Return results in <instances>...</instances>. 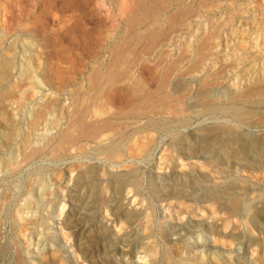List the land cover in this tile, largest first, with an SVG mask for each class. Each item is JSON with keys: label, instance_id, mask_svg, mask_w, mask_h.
Wrapping results in <instances>:
<instances>
[{"label": "rangeland", "instance_id": "1", "mask_svg": "<svg viewBox=\"0 0 264 264\" xmlns=\"http://www.w3.org/2000/svg\"><path fill=\"white\" fill-rule=\"evenodd\" d=\"M177 1H179V0H173V1L172 0H170V1L169 0H162V1L157 2L155 4L156 5L155 10L158 6H161V7H158L157 8L158 10H156V11L153 9L154 6L151 9L158 13L159 17L157 16V18H160V20L155 19V21H157L158 23H156L153 19L147 18L148 20L143 21L142 25H140V23H139V25H137L138 24L137 23L136 24L137 26H135V23H132V21H131V17H133L134 12L136 11V5H134L136 0H0V264H41V263L42 264H45V263L49 264V262H50V264H52L53 261H54L53 264H61V262H62V264H83V263L84 264L85 263L86 264L87 263L88 264H151V263L152 264L153 263L154 264H175V263L176 264H250V263L251 264H262L263 263L264 264V260H263V258H264V255H263L264 254V252H263L264 251V244H263L264 243V235H263L264 234V230H263V228H264V212H262V211H264V209H263L264 208V172H263L264 171V164H263L264 163V160H263L264 159V156H263L264 155V142H262V141H264V138H263L264 137V134H263L264 133V128H263L264 122H262V121H264V93L256 90L257 88H260L261 86L264 85L263 84L264 83V0H202V1L201 0H180L179 2H177ZM181 2H182V5H181ZM201 2L203 3V7L201 6L202 4H200ZM178 3H180L181 11H182V8L184 6H185L184 7L185 9H183V11H182L184 13L182 14V12H180L179 16L177 17L176 13L180 11V10L178 11V8H176V7H179ZM151 4H153V2ZM163 4L165 6H167V5L168 6L163 7ZM169 5H171V7H169ZM186 5L189 7V10L193 9V11L187 10L188 7ZM180 7H179V9H180ZM194 8L196 9V12H195ZM159 9H161V10H159ZM175 9H177V10H175ZM132 12H133V15H132ZM188 12L189 13L193 12L192 14L190 13L193 16L189 15V19L191 21L189 19H186V18H188L187 17L189 14ZM128 13H129V15H127ZM165 13H167V14L165 15ZM172 14L174 16L169 17ZM180 14H182V15L187 14V16L185 15V20L183 19V21H182V18H184V16L182 17V15L180 16ZM196 15H198V17ZM125 17H127V18H125ZM164 17H165V20H163ZM168 18H172V21ZM173 18L178 19V21H180V23H178V21H176V19H175V23H173V21H174ZM127 20H129V22ZM152 21L154 23H150ZM189 23H191V24L187 25ZM220 23H222V24H220ZM223 23H224V25H223ZM128 24H129V26L132 25L135 27L131 30L132 26L130 28L128 26ZM166 24H170L171 26L173 24L175 26L177 24H179L181 26L177 25L176 27H174V25H173L172 26L173 28L172 27L170 28V31H172L170 33V31L168 30L170 25L166 26ZM162 25H163V27H162ZM182 25H183V27H182ZM212 25H213V27H212ZM215 25H216V28H215ZM221 25H223V26H221ZM148 26L150 27L149 30H147L149 28ZM164 26H165V29H164ZM124 27L126 29H127V27H129L128 28L129 32ZM176 28H178V29L175 30ZM209 28L212 32L211 31L207 32L209 30ZM136 29H138L142 33H140ZM143 29L145 31H143ZM214 29L215 30L218 29V31L216 32ZM221 29H222V31H221ZM124 30H126V33L123 32ZM150 31H151V33H150ZM153 31H154V34H159V35L162 34V35H161L160 41H158V42L155 41L154 42L155 44L150 46L149 45L150 43L148 41L152 40V38H151V40L149 38H150L151 34H153ZM158 31H159V33H158ZM173 31H175V32H173ZM122 32L125 33L126 35H124ZM148 32L150 35L148 34ZM131 33H132V35H131ZM205 33H207V37L211 36L212 38L211 37L206 38ZM212 33L213 34L215 33V35H212ZM208 34H209V36H208ZM218 34H220V35L217 36ZM120 35H124V36L119 37ZM202 35L204 37V40L202 39L203 38ZM174 36H175L176 42H175ZM176 36H177V38H176ZM181 36H183V37H181ZM110 37H112V38H110ZM113 37L114 38L116 37L115 39L121 38V39H119L121 42L118 39H117V42L119 41L118 43L114 42L116 40ZM197 37L198 38L200 37V42L197 39ZM129 38L130 39L133 38V39L129 40ZM137 39H138V41H137ZM145 39L146 40L148 39V40L146 41ZM161 39H164V41ZM171 39L173 41H171ZM187 39H188V42H187ZM126 40L129 42V45H128ZM108 41H110V42H108ZM179 41H180V43H179ZM183 41L187 44L184 45ZM172 42H174V43H172ZM113 43H116V44L114 45ZM124 43H127V44H125L123 46ZM131 43H132V46L134 45V48L136 47L135 49L131 46ZM156 43H158V44H156ZM203 43H205L206 45L204 44V47H200L201 45H203ZM196 44H198V46H196ZM116 45L118 46L117 48H116ZM146 45L150 49L149 52H148ZM156 45H160L161 47L156 46ZM170 45L172 47H170ZM207 45H210L212 48L210 46H207ZM129 46L132 47L135 51L134 50L132 51ZM144 46H145V48H144ZM182 46L184 48L186 47L187 49L185 48L183 50ZM187 46L188 47L191 46V47L188 48ZM122 47H124V49H122ZM105 48H109V50L105 49ZM137 48H139V50H136ZM167 48H169V49H167ZM195 48L199 49V51L196 50ZM201 48H203L202 49L203 52H201L202 51ZM126 49H128V50H126ZM140 49H142V50H140ZM144 49H146L147 53ZM211 49H213V51ZM125 50L128 51V53ZM152 50H153V52L151 53ZM163 50L164 51L166 50V51L164 52ZM206 50H208V51H206ZM110 51H114V53L112 52V54H111ZM120 51H121V53H118ZM143 51H145L144 52L145 54H148V57H147V55L143 56L144 55ZM169 51H170V53H169ZM193 51H194V53H193ZM197 51L200 52L199 54L203 55L202 56L203 58L199 57L200 55L198 56ZM125 52H126V54H125ZM139 52H141V53H139ZM160 52L162 53L161 55H159ZM180 52L182 54L185 52L184 53L185 55L184 54L182 55ZM190 52L193 54H191ZM102 53H104L105 55ZM106 53H108V55ZM117 53H118V55L119 54L120 55H119V57L116 56L117 59L115 57V59H116L115 60L112 56H115ZM165 53H168V54H165ZM175 53H176V55L178 54V55H182V56L181 57L178 55L176 56ZM194 54L198 58L194 57ZM249 54L252 56H249ZM123 55L127 60L123 57ZM138 55H140V56H138ZM213 55H215V56H213ZM135 56H136V61L134 60ZM164 56L168 57V59L167 58L165 59ZM105 57L109 58V59H107L108 62L105 59ZM120 57L123 60H119V59H121ZM139 57L140 58L144 57L145 59L144 58L140 59ZM149 57L152 58L153 61ZM161 57H163V58H161ZM176 58H179V60L177 59L178 62L174 63V61H176L175 60ZM181 58L183 60H181ZM191 58H193V59L191 60ZM208 58H209V60H208ZM138 59H139V62L137 61ZM200 59H201V61H198ZM99 60H100V62L97 63ZM143 60L146 62H144ZM166 60L169 61V63ZM172 60H174V61H172ZM194 60H195V63L197 61L196 64L194 63ZM133 61L136 63L138 62V64L134 63ZM161 61H163V63H161ZM114 62H115V64H118L117 68L120 64H123V62H124L123 65L119 66V67H122V68H120L119 72L121 71L120 74L123 76V80H120V81H114L113 80V82H112V81H110L109 76H107V73L105 74V72H108L107 68H109ZM142 62H144V64ZM151 62L153 63V65L151 64ZM157 62H158V64H155ZM93 63H94V66H93ZM95 63L97 66L95 65ZM170 63H172L171 66L173 68L170 67ZM193 63L195 65L198 64L197 65L198 67L195 66ZM200 63H201V65H200ZM237 63L238 64L241 63V64L237 65ZM131 64H132V66H131ZM141 64H143V65H141ZM164 64L166 65L167 68L170 67L169 68L170 70L169 69L166 70V67ZM168 64H169V66H167ZM183 64H184V66H183ZM192 64L195 66L194 68H192V66H193ZM233 64H236V65H233ZM137 65L139 68L137 67ZM139 65L141 66V69H140ZM176 65L179 69L176 67ZM188 65H190V68L192 71H190V68L189 69L187 68ZM226 65H228L227 69H226ZM231 65H232V67H231ZM129 66L131 67V69ZM160 66H162L164 69ZM182 66L184 68H187V69H185V71H184ZM148 67L155 68V69H151ZM180 67H182V68H180ZM126 68H128V70ZM201 68H203V69H201ZM146 69L148 71H151V72L153 71L152 74H151V72H148ZM221 69H225V71L222 70L223 71L222 72ZM129 70H130V72H129ZM164 70L167 73H169V72H171V73L167 74V73H165ZM172 70L173 71L175 70V71L173 72ZM181 70H182L183 74H182ZM133 71H134L135 75H133ZM154 71L156 72V74H154L155 73ZM162 71H164V73ZM87 72H88V74H87ZM187 72H189L190 74ZM126 73H127V75H126ZM212 73H215V74H212ZM218 73H220L221 77L218 76L219 75ZM94 74L100 78L99 79L101 81V82L99 81L100 83L98 82V84H97L96 81H94V78H95ZM149 74L153 78H151V76ZM163 74L165 76H162ZM153 75H156V76H153ZM179 75H181V76H179ZM205 75H207V76H205ZM87 76L89 79L87 78ZM90 76L91 77L93 76V77L90 78ZM129 76H131L132 78ZM167 76L169 78L167 79V82H166ZM177 76H179V77H177ZM143 77H144L145 81L142 79ZM191 77H193V78L191 79ZM194 77H196V78H194ZM206 77H208V78H206ZM49 78H50V80H49ZM185 78H187V79L184 80ZM218 78H219V80H218ZM92 79H93L94 83H93ZM157 79H159V80H157ZM71 80H72V82H71ZM106 80H109V81H106ZM124 80H126V81H124ZM164 80L166 83H169L170 85L164 84V82L162 83V81H164ZM211 80L215 81V83L214 82L212 83ZM103 81L106 85L103 83ZM137 81H139V82H137ZM218 81L220 84H218ZM115 82L117 85L114 84ZM129 82H131V84L134 82L132 85H134V84L138 85V83L140 84L139 88L142 91L141 96L135 95L132 92L131 87H130L132 85ZM147 82H148V84H147ZM155 82H157V83H155ZM189 82H191V84ZM22 83H23V85H22ZM112 83L114 84L113 86H112ZM150 83H151V85H150ZM200 83H202V85ZM159 84L160 85L161 84L166 85V86H164L165 89H163L162 91H159L160 96L162 95V97H166V96L170 95L171 98L177 97L176 99L169 100L167 102V103H169V105L166 103L167 106L165 105L163 108H160L162 106H160V104H158V103L157 104L154 103L155 104L154 105L152 102V101H154V99L151 98L152 99L151 100V99L147 98V96L149 95V92L151 94V91L156 90V88H158ZM179 84H181V85H179ZM189 84H190V87H188ZM199 84L201 86H199ZM203 84L207 87H205ZM209 84H211V85H209ZM256 84H258V85L260 84V87L258 85H257L258 86L257 87ZM261 84H263V85H261ZM8 85H12L13 87L8 86ZM14 85L17 87L15 88ZM46 85L48 87H46ZM78 85H79V87H78ZM103 85H104V87H103ZM248 85L250 87H253L255 85L256 87L254 86L252 88V91L251 90L249 91ZM18 86H20V87H18ZM22 86H23V88H22ZM85 86H86V88H85ZM92 86L94 87V89ZM100 86H102V87H100ZM247 86H248V88H246V89L248 91H246V89H245V87H247ZM10 87H11V90H10ZM32 87H34L35 90L30 89ZM153 87H154V89H153ZM200 87H202V88H200ZM19 88L23 91L19 90ZM78 88H80V89H78ZM82 88H83V91L85 93H83V91L81 92ZM147 88H149V89H147ZM198 88H200L202 90V93H203V90L205 89L204 93L202 94L201 90ZM46 89H48L49 91H52V93L48 92V90H46ZM99 89H100V91H99ZM189 89H191L190 92H189ZM197 89H198V91H197ZM244 89H245V91H244ZM68 90H70V91H68ZM146 90H147V92H146ZM149 90H151V91H149ZM167 90H170V91H168V93H167ZM183 90H184V92H183ZM76 91H78V92H76ZM97 91H99V94L97 93ZM232 91H233V93H230ZM243 91L245 94L243 93ZM25 92L26 93L28 92L27 96H26ZM60 92L62 94H60ZM234 92H235V94H234ZM8 93H10V95H7ZM21 93H23V94H21ZM30 93H32V94L30 95ZM45 93H47V95ZM53 93H55L56 96ZM79 93L81 96H79ZM96 93H97V95H96ZM117 93L119 96L115 95ZM185 93H187V95H185ZM190 93L192 96L190 95ZM228 93H229V96H228ZM88 94H91V95H88ZM164 94L166 96H164ZM241 94L242 95L244 94V96H242ZM28 95H29V97H28ZM61 95H62V98H61ZM179 95H181L180 96L181 98L179 97ZM182 95H185L184 99H183ZM213 95H214V97H213ZM11 96H14V97H13V99L11 98V100H10V98H8V97H11ZM24 96H25V99H24ZM37 96H39V97H37ZM73 96H75V98ZM129 96L131 97L130 99H132V102L129 99ZM193 96H197V97H193ZM261 96H262V98H261ZM48 97H49V99H48ZM52 97H54V98H52ZM58 97H60V98H58ZM94 97L96 98V99H94L96 101L93 100ZM122 97H124V98H122ZM133 97H134V99H133ZM158 97L159 96H156V101H157V99L158 100L160 99ZM185 97H186V99H185ZM188 97H189L190 101H189ZM246 97L249 99H246ZM253 97H255V99ZM71 98H73V99H71ZM106 98L110 99V101L107 100ZM117 98H119V99H117ZM244 98L246 101L244 100ZM250 98H252V99L250 100ZM65 99H66V101H65ZM86 99H89V101ZM143 99L144 100L146 99V100L144 101ZM238 99H240V100H238ZM14 100H16L15 101L16 103H14ZM21 100H23L22 101L23 103L21 102ZM36 100H38V101H36ZM78 100L79 101L81 100V102H83V103L79 102ZM82 100H84V101H82ZM196 100H198V101H196ZM247 100L249 103L247 102ZM256 100H258V101L256 102ZM260 100H263V101H260ZM85 101H88V102H85ZM112 101L115 105L112 103ZM143 101L146 102L147 104L144 103ZM183 101H185V102H183ZM214 101H215V103H213ZM242 101H245V102L241 103ZM250 101L252 103H250ZM19 102H21V103H19ZM28 102H29V104H28ZM56 102H58V104ZM103 102L106 103L108 106L105 105V107H104V104H102ZM134 102L136 103V105H134V104L132 105V103H134ZM149 102H151V103H149ZM191 103H193V104H191ZM194 103L196 105H194ZM218 103L221 105V107H220V105H218ZM221 103H224V104H221ZM227 103L230 104V108L227 107V105L229 106V104H227ZM259 103H261V104H259ZM79 104L81 105L80 110L77 109L79 107ZM111 104H113V108H112ZM130 104L132 106L129 107L128 105H130ZM189 104H191V105H189ZM216 104L218 106H216ZM238 104H240V105H238ZM248 104H249V106H248ZM250 104L252 107L250 106ZM9 105H10V107H9ZM57 105L59 107H57ZM170 105H172V107L174 106L173 108L175 110H177L176 114H173L175 111L173 110V108ZM177 105H180V106H177ZM181 105H183L184 107L183 106L181 107ZM47 106H48V109H47ZM88 106H89V109L87 108ZM91 106L95 109L92 110L93 108ZM123 106H125V107H123ZM201 106L203 107V109H201L202 108ZM83 107H84V109L85 108L86 109L84 110ZM144 107H146V109ZM153 107L155 109H152ZM168 107H169V110L171 108L172 111L171 110L170 111L172 112V114H169V113H171L170 111L166 112V110H168ZM226 107H227V109H226L227 111L225 110ZM129 108H132L130 110H132V111L134 110V111L130 112ZM137 108H139V109L136 110ZM238 108H240L241 110H239ZM253 108L255 110H253ZM9 109H10V111H9ZM76 109L78 110V113H77ZM87 109H88V112H87ZM233 109L239 113L238 116H234L233 114L230 113V110H233ZM126 110H127V113H126ZM139 110H141V112H138ZM144 110H145V112H144ZM43 111H45V112L43 113ZM113 111H114V113H113ZM179 111H182V113ZM48 112L50 114H48ZM84 112L87 113L86 116H84L85 115ZM95 112L97 114L96 115L97 118H99L100 121H99V119H97V120L91 119V117L92 118L94 117ZM124 112H125V116H123ZM156 112H157V114H156ZM177 112H178V114H180V113L181 114L178 115ZM214 112H216V113H214ZM39 113H41V114L39 115ZM69 113H71V114H69ZM129 113H131V114H129ZM192 113H195V114L193 115ZM32 114H33V116H32ZM35 114L37 115L36 117H35ZM61 114H63V115H61ZM74 114H76V115H74ZM80 114H81V116H80ZM82 114H84V115H82ZM88 114L90 117L88 116ZM99 114L103 115L102 118H101V115H99ZM245 114H246L247 118L246 117L241 118L242 116H245ZM46 115H47V117H46ZM112 115H114V116H112ZM225 115L227 116V118ZM42 116H43V118H42ZM69 116H70V118H69ZM82 116L85 117L84 118L85 125H89V126L91 125L90 127L94 126V124H95V126H96V124L100 125V122L101 123L107 122V120L111 123L113 122V124H111L110 127L104 128L101 131H98L97 133L93 134L95 136L94 138H93V135L91 137L86 136L87 138L80 135V134L77 135L78 133H76V132H78V130L76 129L73 132L74 133V139H72L71 141H68L69 144L64 143V145L67 148L66 147L63 148L64 145L60 144L58 142V141L61 142V139H59V138H61V135H62L61 133L64 132L63 130L66 129V127H68L70 125H74V122H76V119H82ZM33 117H35V118H33ZM110 117H112L113 119ZM124 117L125 118L128 117L127 118L128 121H126ZM149 117H151V118H149ZM168 117H169V119H168ZM187 117H189V118H187ZM36 118H37V120H36ZM120 118H122V120ZM178 118H179V120H178ZM239 118H240V120H239ZM254 118L256 119V121ZM88 119H89V121H88ZM118 119H119V121H118ZM132 119H134V120H132ZM144 119H146L145 122H143ZM250 119H252V120H250ZM257 119H259V120H257ZM155 120H156V122H155ZM243 120L245 122L247 120L251 121V123H249L248 121H247L248 123L247 122L245 123ZM28 121H31L32 124H31V122H28ZM96 121H98V122L95 123ZM257 121H259V122H257ZM65 122H67V123H65ZM122 122H123V124H122ZM29 123H30V125H29ZM130 123L133 125H131ZM142 123L144 125H141ZM179 123H180V125H179ZM25 124H26V126H25ZM189 124H191V125H189ZM247 124H248V126H247ZM33 125H34V127H32ZM134 125L136 127H134ZM184 125H186V127ZM253 125H255V126H253ZM173 126H174V128H173ZM229 126L231 129L229 128ZM237 126L239 129L237 128ZM126 127H127V129H126ZM218 127L222 128V129H220ZM260 127H262V128H260ZM212 128H215V130H213ZM227 128H228V130H227ZM234 128H235V130H234ZM236 128H237V130H236ZM21 129H23V130H21ZM150 129H151V131H150ZM197 129H198V131H197ZM240 129H241V131H240ZM59 130H60V133H59ZM192 130H193V132H192ZM148 131H150V132H148ZM205 131L208 133H206ZM107 132H109V134ZM114 132L117 134H115ZM202 132L204 133V135L206 137L203 135ZM211 132H213V133H211ZM258 132L261 134H258ZM17 133L20 134L19 135L20 137L17 135ZM103 133H105V134H103ZM229 133H230V135H229ZM256 133L258 134V137H257ZM114 134L116 136H114ZM121 134H122V136H121ZM99 135H102V136H99ZM105 135L109 136V137H106ZM149 135H150V138H149ZM201 135H202V138H201ZM210 135L213 138L209 137ZM97 136H99V137H97ZM126 136H127V139H126ZM142 136H144L143 137L144 139L142 138ZM224 136H226V137H224ZM119 137H120L121 141H120ZM192 137H194V138H192ZM26 138L30 141H28ZM196 138L199 140H197ZM226 138L227 139L229 138V139L226 140ZM233 138H234V140H233ZM77 139H79V140H77ZM84 139L86 140L85 142H87V143L84 142ZM103 139H105V140H103ZM107 139H108V141H107ZM139 139H141L142 141H140ZM149 139H151V141H149ZM223 139H224V142L222 141ZM16 140H18V141H16ZM23 140L24 141L27 140L28 142L27 141L26 142L28 144L26 142H24ZM96 140H98V143ZM110 140H112L113 142ZM115 140H118V142ZM188 140H189V142H188ZM218 140H220V141H218ZM48 141H49V144H48ZM55 141H57L58 143L56 142L57 144H55ZM109 141H110V143L112 142V144H110ZM119 141L121 143H119ZM123 141H125V142H123ZM128 141H129L130 145H128ZM134 141H135V144H134ZM185 141L188 143H186ZM208 141H211L212 143L211 142L208 143ZM136 142H137V144H136ZM195 142H196V144H195ZM227 142L229 145H227ZM78 143L80 144V147L78 146L79 148H77ZM91 143L94 145H92ZM141 143L143 145L145 143L146 144L143 146ZM198 143H199V145H198ZM215 143L218 145L215 146ZM33 144H35V145H33ZM43 144H44V146H43ZM51 144L52 145L54 144V145L52 146ZM103 144H104V146H103ZM221 144H222V146H221ZM89 145L91 148L89 147ZM110 145H111L112 149H111V147H108ZM150 145H151V147L152 146L153 147L151 148ZM209 145H210V148H209ZM58 146H61V147L63 146V147L61 148ZM19 147H21L20 151H19ZM73 147H75V148H73ZM203 147H204V150H202ZM23 148H24V150H23ZM39 148H42V149H39ZM56 148H57V150H56ZM60 148L62 150H60ZM85 148H86V150H88L91 153V156L86 153L87 151H85ZM102 148H103V150H102ZM107 148H109V149H107ZM162 148H163L164 152L162 151ZM69 149L70 150L72 149V150L69 151ZM77 149H79V150H77ZM95 149H96V151L93 152V150H95ZM193 149H195V150H193ZM206 149H207V151L208 150L209 151L207 152ZM33 150H34V152H33ZM52 150L55 152H53ZM97 150L100 152H98ZM110 150H112V151L110 152ZM196 150L199 153H196ZM43 151H44V153H43ZM19 152H20V154H19ZM71 152L74 154H72ZM140 152H144V155H143V153H140ZM192 152H194V154ZM25 153H27L28 155H31L32 158H34V157L35 158L32 159V161L30 159L31 157L25 159L24 158V156H26ZM53 153H56L55 154L56 156ZM219 153H221V154H219ZM222 153H224V154H222ZM77 154H78V156H77ZM146 154H148V155H146ZM201 154H203V155H201ZM235 154H236V156H234ZM124 155L126 156V158ZM226 155H227V157H226ZM59 156H60L61 160H62V157L64 156L63 157L64 159L61 161L59 159ZM73 156L76 157V159L73 158ZM163 156H165V157H163ZM184 156H186V158ZM257 156H259V157H257ZM103 158H104V160H106V159L107 160L104 161ZM22 159H23V161L26 160V163H24L23 161H22L23 163L20 162ZM125 159H126V162H125ZM162 159H164V160H162ZM179 159H180V161H179ZM15 160H16V162H14ZM56 160H58V161H56ZM172 160H174V161H172ZM186 160H188V161H186ZM195 160L198 163L195 162ZM118 161H120V162H118ZM72 162H73V165H72ZM162 162H163V164H162ZM175 162H177V163H175ZM179 162L181 164H179ZM187 162H188V164H187ZM194 162L197 164V166ZM77 163H79L80 166ZM81 163H84V164H81ZM96 163H97V165H96ZM108 163H109V165H108ZM168 163L170 166L168 165ZM17 164H21V165H17ZM69 164H71L72 166ZM90 164H93V165H90ZM106 164L108 165L109 168L106 167L107 166ZM122 164H124V166ZM82 165H84V166H82ZM85 165H86V167H85ZM184 165L187 167H185ZM260 165H262V166H260ZM20 166H21V168H20ZM12 167H15V168H12ZM18 167L20 169H18ZM76 167H79V171H78V168H76ZM160 167H163L162 170ZM237 167H240V168H237ZM8 168H9V170H8ZM66 168L67 169L69 168L67 172H66V170H67ZM202 168H204V169H202ZM214 168H215V170H214ZM216 168H217V170H216ZM80 169L83 171H81ZM183 169H185V170H183ZM192 169H193V172H192ZM75 170H76V172H74ZM102 170H103V172H102ZM128 170H130V171H128ZM150 170H152V171H150ZM169 170L170 171L173 170V171L170 172ZM197 170H198V172H197ZM242 170H244V171L242 172ZM259 170H260V172H259ZM60 171L62 173H60ZM108 171H109V173H108ZM131 171H133V172H131ZM257 171H258L259 175H258ZM261 171L263 173H261ZM55 172L59 173L60 175L56 174ZM111 172H114V173H111ZM239 172L241 173L240 175L238 174ZM77 173L80 175H77ZM176 173H177V175H176ZM212 173H213V175H212ZM83 174H84V176H83ZM153 174H155V175H153ZM194 174H196V175H194ZM65 175H70V176L67 177ZM106 175H107V177H106ZM126 175H128V176H126ZM254 175H255V177H254ZM75 176H77L76 177L77 183H76ZM114 176H116L117 179ZM177 176L178 177L181 176L180 177L181 179L178 178ZM186 176H187V178H186ZM246 176L247 177L249 176L248 177L249 179ZM60 177H62L63 180H62V178L60 179ZM69 177H71V178H69ZM218 177L221 179H219ZM108 178L109 179L112 178L111 181ZM240 178H242L243 182L241 181ZM69 179H70V181L68 182ZM82 179H83V181H82ZM151 179H153L154 181H152ZM196 179H197V181H196ZM258 179H260L262 182L259 181ZM251 180H253V181H251ZM62 181H64V182H62ZM84 181H87V182H84ZM106 181L108 182V185H107ZM247 181H249V182H247ZM59 182H61V183H59ZM123 182H126V183H123ZM180 182H181V184H180ZM68 183H70L71 185ZM72 183L75 186V187L73 186V188H75V189H72ZM115 183H117V184H115ZM127 183L129 185L132 184L131 187L128 186ZM219 183H221L220 187L221 186L222 187L220 188L218 186L219 188L217 189L216 185H219ZM254 184H256V185H254ZM110 185H112V186H110ZM166 185H167V187H165ZM242 185H244V186H242ZM62 186H63V188H62ZM68 186L70 189L68 188ZM109 186L114 190V192ZM60 188H61V190H60ZM95 189L97 191H95ZM130 189H132L134 192ZM249 189H252V190H249ZM70 191H72V192H70ZM217 191H219V193ZM86 192H87V194H86ZM88 193H90V195ZM227 193H229V194H227ZM132 194L134 197L132 196ZM70 195H71V197H70ZM82 195H83V197H82ZM92 195L93 196L95 195V196L93 197ZM114 195L118 199L116 197H114ZM257 195H259V196H257ZM135 196H137V197H135ZM69 197L73 198V199H70ZM215 197H216V199H215L216 201L214 200ZM240 197H241V199H240ZM127 198H129V200ZM79 199L81 200V203H80ZM90 199H91V204H90ZM126 200H127V202H126ZM137 200H139V201L137 202ZM224 200H226V201L224 202ZM99 201H100V203H99ZM109 201H111V202H109ZM119 201H120V203H119ZM124 201L127 204H125ZM61 202H63V203H61ZM64 202H66V203H64ZM112 202H113V204H111ZM131 202H133L132 205H131ZM211 202H213L214 205ZM215 202H216V204H215ZM79 203H80V205H78ZM94 203H96V205H94ZM66 204H68V205H66ZM81 204H82V206H81ZM184 204L187 207H184ZM91 205L92 206L94 205V206L92 207ZM105 205L109 208H106ZM158 205H160V206H158ZM258 205H260L261 207L259 206L260 208H258ZM62 206H63V208H62ZM67 206L68 207L70 206V207L68 208ZM94 207L97 210L94 209ZM189 207H190V209H189ZM251 207H253V208H251ZM119 208H121V209L119 210ZM160 208H163L164 210L160 209ZM124 209L126 210V212ZM143 209H144V211H143ZM186 209H188V211ZM253 209H254V211H253ZM57 210L59 213L57 212ZM60 210H62V211H60ZM145 210L148 212H146ZM64 211H66V212H64ZM118 211H120V212H118ZM122 211H124V212H122ZM208 211H209V213H208ZM60 212H61V214H60ZM69 212L73 215H71ZM135 212H137V213H135ZM141 212L144 213L143 214L144 216L142 215ZM213 212H214V214H213ZM63 213H66L65 216ZM112 213H114V214H112ZM217 213L219 216L217 215ZM258 213H260V214L258 215ZM253 214H254V216H256V218H254ZM61 216H63V217L61 218ZM119 216H120V218H119ZM212 216H213V218H212ZM226 216L227 217L233 216V217L231 219L230 217L227 218ZM257 216H259V217H257ZM203 217L206 219H204ZM19 218H20V220H19ZM72 218L74 220H71ZM153 218H154V220H153ZM215 218H217V219H215ZM225 218L227 219V221ZM236 218L238 220L239 219L240 220L238 221ZM21 219L23 221H21ZM65 219H67V220H65ZM222 219L224 221H226L225 224H224ZM228 220H231V221L234 220V221L231 222ZM247 220H249L250 222H247ZM65 221H66V223L64 224ZM70 221H72V222H70ZM122 221H124V222H122ZM218 221H220V222H218ZM259 221H260V224H259ZM145 222L147 225L145 224ZM228 222L230 224V227H227V226H229V224H227ZM124 223L127 225H125ZM208 223H211V224H208ZM245 223H247V224L245 225ZM248 223L252 224V226ZM132 224L134 226L136 225L137 228H136V226L134 227ZM170 224H171V226H170ZM175 224H177V225H175ZM152 225L157 226V227H153ZM61 226H63V227H61ZM66 226H68V228ZM220 226H222V227H220ZM223 226H225V227L223 228ZM235 226H237V228ZM59 228H60L61 232H60ZM114 228H115V230H114ZM140 228H142V229H140ZM146 228L148 229V231ZM173 228H174V230H173ZM68 229H70V230H68ZM144 229H146V230H144ZM150 229L153 231H151ZM21 230H23V231H21ZM24 230H25V232H24ZM140 230L141 231L143 230V233L140 232ZM65 231H67L68 233H66ZM126 231L128 233L130 231L131 233L127 234ZM62 232H64V233H62ZM249 232H251V233H249ZM60 233L64 234L65 236H63ZM117 233H119V234H117ZM244 233H246V235ZM148 234H150V235L148 236ZM236 234H237L238 238L236 236L234 237V235H236ZM141 235H144L143 236L144 238ZM66 236L69 239H67ZM117 237H118V239H117ZM222 238H223V240H222ZM232 238L233 239L235 238V241ZM262 239H263V241H262ZM124 240H125V242H122ZM250 240L252 242H251V244H248V243H250ZM244 241H246V242H244ZM77 243H79V244H77ZM228 243H231V244H228ZM253 244L256 247H253ZM257 244H259V246ZM82 245L84 247L83 249H82ZM229 245H231V246H229ZM248 246H250V247H248ZM74 247H75V249H74ZM79 247H80V250L78 249ZM81 249H82V251H81ZM257 249H259V251ZM77 250H78V252H75ZM253 250H254V252H253ZM79 252H80V254H79ZM166 252H168V253L166 254ZM52 253H53V255H58L59 258L58 257L56 258V256H55V258L51 257V256H53ZM76 253H78V254H76ZM45 254H47V255L45 256ZM169 254H171V255H169ZM257 254H259V255L257 256ZM42 255H44V256H42ZM41 256H42V258H45V257L46 258L40 259ZM162 257L164 259H162ZM250 258H252V259H250ZM261 258H262V260H261ZM58 259H60V261H58ZM40 260H41V262H40ZM47 260H48V262H45ZM253 260H255V261H253ZM51 261H52V263H51Z\"/></svg>", "mask_w": 264, "mask_h": 264}, {"label": "bare ground", "instance_id": "2", "mask_svg": "<svg viewBox=\"0 0 264 264\" xmlns=\"http://www.w3.org/2000/svg\"><path fill=\"white\" fill-rule=\"evenodd\" d=\"M159 1H162V0H136V2H135L136 4L134 3V5H136V11L134 12V15H133V12H132L133 17H131V21H132V23H135V26H137V25H139V23H140V25H142L143 21L148 20L147 18L153 19L154 21H155V19H159V20H160V18H157L158 13L155 12L156 10H158V9H157L158 7H161V6H158V5H157L158 7H157L156 10H155V7H156L155 4H156L157 2H159ZM169 1H170V0H169ZM172 1H173V0H172ZM179 1H180V0H179ZM179 1H177V2H179ZM201 1H202V0H201ZM152 2H153V4H151ZM184 2H185V1H184ZM163 3H164V2H163ZM171 3H172V2H171ZM171 3H170V4H171ZM173 3H174V2H173ZM159 4H160V3H159ZM178 4H179L178 6L180 7V3H178ZM184 4H185V3H184ZM200 4H202L201 6L203 7V3L201 2ZM205 4H206V3H205ZM205 4H204V5H205ZM181 5H182V2H181ZM153 6H154V7H153ZM167 6H168V5H167ZM167 6H165V5L163 4V7H167ZM176 6H177V5H176ZM186 6H187V5H186ZM152 7H153V9H154L155 11L151 9ZM169 7H171V5H169ZM172 7H173V6H172ZM179 7H176V8H178V11L180 10L179 12L176 13V14H177V17L179 16V13L182 12L183 9H185V8H184L185 6H184V7L182 8V11H181V7H180V9H179ZM187 7H188V6H187ZM199 7H200V6H199ZM186 9H187V8H186ZM194 9H195V8H194ZM159 10H161V9H159ZM165 10H166V9H165ZM168 10H169V9H168ZM175 10H177V9H175ZM187 10H189V7H188ZM187 10H186V11H187ZM191 10L193 11V9H191ZM191 10H189V11H191ZM173 11H174V10H173ZM186 11H185V12H186ZM159 12H160V11H159ZM161 12H162V11H161ZM195 12H196V9H195ZM167 13H168V12H167ZM167 13H165V15H166ZM170 13H171V12H170ZM183 13H184V12H182V14H183ZM188 13H189V12H188ZM188 13H187V14H188ZM190 13L192 14L193 12H190ZM190 13L188 14V16H187V14H184V15L180 14V16H181V15H182V17L184 16V18L181 17V18H182V21H183V19L185 20V15L188 17V18H186V19H189V15H191ZM130 14H131V13H130ZM174 14H175V13H174ZM176 14H175V15H176ZM195 14H196V13H195ZM127 15H129V13H128ZM162 15H163V14H162ZM160 16H161V15H160ZM163 16H164V15H163ZM163 16H162V17H163ZM171 16L173 17L174 15L172 14V15H170L169 17H171ZM191 16H193V15H191ZM196 16L198 17V15H196ZM158 17H159V16H158ZM166 17H167V16H166ZM125 18H127V17H125ZM195 18H196V17H195ZM166 19H167V18H166ZM168 19H170V20L172 21V18H168ZM175 19H176V18H173V20H174L173 23H175ZM124 20H125V19H124ZM159 20H158V21H159ZM163 20H165V17L163 18ZM170 20H169V21H170ZM180 20H181V19H180ZM189 20H190V19H189ZM193 20H194V19H193ZM127 21L129 22V20H127ZM176 21H178V19H176ZM190 21H191V20H190ZM190 21H189V22H190ZM155 22L158 23L157 21H155ZM165 22H166V21H165ZM165 22H164V23H165ZM186 22H187V21H186ZM125 23H126V22H125ZM137 23H138V24H137ZM150 23H154V22L152 21V22H150ZM168 23H169V22H168ZM171 23H172V22H171ZM178 23H180V21H178ZM191 23H192V22H191ZM191 23H189V24H187V25H190ZM136 24H137V25H136ZM220 24H222V23H220ZM125 25H126V24H125ZM151 25H152V24H151ZM167 25L169 26L170 24H166V26H167ZM173 25H174V24H173ZM173 25H172V26H173ZM177 25H179V24H177ZM177 25H176V26H177ZM223 25H224V23H223ZM223 25H221V26H223ZM126 26H127V25H126ZM128 26H129V24H128ZM131 26H132V25H131ZM131 26H129V27L131 28ZM135 26H132L131 30H132ZM149 26H150V25H149ZM149 26H148V27H149ZM160 26H161V25H160ZM160 26H159V27H160ZM172 26H171V25L169 26V28H168L169 31H170V28H171ZM176 26L174 25V27H176ZM179 26H181V25H179ZM179 26H178V27H179ZM129 27H127V29H126L125 27H124V28H125L126 30H128V32H129V29H128ZM148 27H147V28H148ZM162 27H163V25H162ZM182 27H183V25H182ZM210 27H211V26H210ZM212 27H213V25H212ZM124 28H123V29H124ZM141 28H142V27H141ZM147 28H146V29H147ZM160 28H161V27H160ZM172 28H173V27H172ZM186 28H187V27H186ZM215 28H216V25H215ZM218 28H219V27H218ZM149 29H150V27H149L147 30H149ZM164 29H165V26H164ZM177 29H178V28H176L175 30H177ZM183 29H184V28H183ZM219 29H220V28H219ZM126 30H124L123 32L126 33ZM136 30H138V29H136ZM136 30H135V31H136ZM153 30H154V29H153ZM161 30H162V29H161ZM171 30H172V29H171ZM180 30H181V29H180ZM214 30H215V29H214ZM138 31H139V30H138ZM143 31H145V30L143 29ZM151 31H152V30H151ZM151 31H150V33H151ZM155 31H156V30H155ZM162 31H163V30H162ZM178 31H179V30H178ZM209 31H211L210 28H209V30H208L207 32H209ZM215 31L217 32L218 29L215 30ZM221 31H222V29H221ZM123 32H122V33H123ZM128 32H127V33H128ZM139 32L142 33L141 31H139ZM160 32H161V31H160ZM166 32H167V31H166ZM171 32H172V31H170V33H171ZM173 32H175V31H173ZM211 32H212V31H211ZM119 33H120V32H119ZM125 33H123V34L126 35ZM158 33H159V31H158ZM161 33H162V32H161ZM184 33H185V32H184ZM218 33H219V32H218ZM137 34H138V33H137ZM148 34H149V32H148ZM175 34H176V33H175ZM205 34H206V38L211 37V36H209V34H208L209 37H207V33H205ZM116 35H117V34H116ZM118 35H119V34H118ZM124 35H120L119 37H123ZM131 35H132V33H131ZM143 35H144V34H143ZM149 35H150V34H149ZM149 35H148V36H149ZM161 35H162V34H160V35H159V34H154V31H153V34H151V36H150V38H149L150 40H151V38H152V40H151V41H148V42L150 43L149 45L151 46V45L155 44V43H154L155 41H157V42L160 41ZM163 35H164V34H163ZM182 35H183V34H182ZM184 35H185V34H184ZM203 35H204V34H203ZM203 35H202V37H203ZM212 35H215V33H214V34L212 33ZM219 35H220V34H218L217 36H219ZM165 36H166V35H165ZM177 36H178V35H177ZM177 36H176V38H177ZM200 36H201V35H200ZM108 37H109V36H108ZM116 37H117V36H116ZM116 37H115V38H116ZM137 37H138V36H137ZM172 37H173V36H172ZM172 37H171V38H172ZM181 37H183V36H181ZM202 37H201V38H202ZM110 38H112V37H110ZM113 38H114V37H113ZM115 38H114V39H115ZM133 38H134V37H133ZM133 38H131V39L129 38V40H132ZM141 38H142V37H141ZM186 38H187V37H186ZM186 38H185V39H186ZM206 38H205V39H206ZM211 38H212V37H211ZM214 38H215V37H214ZM114 39H113V40H114ZM117 39H118V38H117ZM117 39H115L116 41H114V42H117ZM119 39H121V38H119ZM119 39H118V40H119ZM126 39H127V38H126ZM174 39H175V36H174ZM185 39H184V40H185ZM197 39H198L199 42H200V37H199V38L197 37ZM202 39L204 40V37H203ZM202 39H201V40H202ZM135 40H136V39H135ZM145 40H146V39H145ZM147 40H148V39H147ZM147 40H146V41H147ZM161 40L164 41V39H161ZM203 40H202V41H203ZM209 40H210V39H209ZM214 40H215V39H214ZM119 41H120V40H119ZM119 41H118V42H119ZM126 41H127V40H126ZM137 41H138V39H137ZM171 41H173V40L171 39ZM196 41H197V40H196ZM196 41H195V42H196ZM108 42H110V41H108ZM118 42H117V43H118ZM120 42H121V41H120ZM175 42H176V39H175ZM183 42H184V41H183ZM187 42H188V39H187ZM197 42H198V41H197ZM197 42H196V43H197ZM213 42H214V41H213ZM213 42H212V43H213ZM127 43H128V45H129V42H128V41H127ZM127 43H124L123 46H124L125 44H127ZM134 43H135V42H134ZM134 43H133V44H134ZM137 43H138V42H137ZM140 43H141V42H140ZM142 43H143V42H142ZM159 43H160V42H159ZM169 43H170V42H169ZM172 43H174V42H172ZM172 43H171V44H172ZM179 43H180V41H179ZM179 43H178V44H179ZM189 43H190V42H189ZM206 43H207V42H206ZM107 44H108V43H107ZM109 44H110V43H109ZM113 44L115 45L116 43H113ZM120 44H121V43H120ZM147 44H148V43H147ZM156 44H158V43H156ZM160 44H161V43H160ZM186 44H187V43L184 42V45H186ZM194 44H195V43H194ZM204 44H205V43H203V45H201V46L199 45V46H200V47H204ZM207 44H208V43H207ZM215 44H216V43H215ZM215 44H214V45H215ZM110 45H111V44H110ZM118 45H119V44H118ZM141 45H142V44H141ZM166 45H167V44H166ZM172 45H173V44H172ZM181 45H182V44H181ZM181 45H180V46H181ZM184 45H183V46H184ZM205 45H206V44H205ZM210 45H211V44H210ZM210 45H207V46H210ZM126 46H127V45H126ZM131 46H132V43H131ZM142 46H143V45H142ZM142 46H141V47H142ZM146 46H147V45H146ZM154 46H155V45H154ZM156 46H160V45H156ZM180 46H179V47H180ZM183 46H182V47H183ZM196 46H198V44H196ZM207 46H206V47H207ZM107 47H108V46H107ZM117 47H118V46L116 45V48H117ZM129 47H130V46H129ZM132 47L134 48V45H133ZM132 47H130V49L133 51L136 47H135L134 49H133ZM141 47H140V48H141ZM152 47H153V46H152ZM160 47H161V46H160ZM165 47H166V46H165ZM170 47H172V46L170 45ZM173 47H174V46H173ZM175 47H176V46H175ZM182 47H181V48H182ZM187 47H188V46H187ZM189 47H191V46H189ZM189 47H188V48H189ZM193 47H194V46H193ZM200 47H199V48H200ZM210 47H211V46H210ZM144 48H145V46H144ZM150 48H151V47H150ZM153 48H154V47H153ZM156 48H157V47H156ZM185 48H186V47H185ZM185 48L183 47V50H184ZM211 48H212V47H211ZM216 48H217V47H216ZM216 48H215V49H216ZM105 49H108V50H109V48H105ZM111 49H112V48H111ZM114 49H115V48H114ZM120 49H121V48H120ZM122 49H124V47H122ZM147 49H148V52H149L150 49H149L148 46H147ZM160 49H161V48H160ZM164 49H165V48H164ZM167 49H169V48H167ZM167 49H166V50H167ZM173 49H174V48H173ZM186 49H187V48H186ZM195 49L199 51V49H197V48H195ZM202 49H203V48H201V50H202ZM208 49H209V48H208ZM213 49H214V48H213ZM213 49H211V50L213 51ZM116 50H117V49H116ZM126 50H128V49H126ZM126 50H125V51H126ZM131 50H130V51H131ZM136 50H139V48H137ZM140 50H142V49H140ZM144 50L146 51V49H144ZM166 50H165V51H166ZM190 50H191V49H190ZM121 51H122V50H121ZM121 51L118 52V53H121ZM134 51H135V50H134ZM145 51H143V53H144ZM160 51H161V50H160ZM163 51H164V50H163ZM163 51H162V52H163ZM165 51H164V52H165ZM177 51H178V50H177ZM179 51H180V50H179ZM198 51H197L198 56L200 55L199 57L203 58V57H202L203 55L199 54L200 52H198ZM206 51H208V50H206ZM245 51H246V50H245ZM110 52H111V54H112V52L114 53V51H110ZM126 52L128 53V51H126ZM126 52H125V54H126ZM137 52H138V51H137ZM141 52H142V51H141ZM141 52H139V53H141ZM152 52H153V50L151 51V53H152ZM154 52H155V51H154ZM157 52H158V51H157ZM201 52H203V50H202ZM104 53H105V52H104ZM104 53H102V54H104ZM118 53H117L115 56H112V57H113L114 59H115L116 56L119 57L120 54L118 55ZM131 53H132V52H131ZM143 53H142V54H143ZM146 53H147V51H146ZM151 53H150V54H151ZM169 53H170V51H169ZM180 53H181V52H180ZM184 53H185V52H184ZM184 53H183V54H184ZM187 53H188V52H187ZM190 53H191V52H190ZM193 53H194V51H193ZM193 53H191V54H193ZM245 53H246V52H245ZM245 53H244V54H245ZM106 54L108 55V53H106ZM109 54H110V53H109ZM111 54H110V55H111ZM123 54H124V53H123ZM150 54H149V55H150ZM161 54H162V53L160 52L159 55H161ZM165 54H168V53H165ZM181 54H182V53H181ZM183 54H182V55H183ZM195 54H196V53H195ZM195 54H194V57H197V56H195ZM205 54H206V53H205ZM247 54H248V53H247ZM104 55H105V54H104ZM113 55H114V54H113ZM128 55H129V54H128ZM146 55H147V57H148V54H145V53H144L143 56H146ZM154 55H155V54H154ZM170 55H171V54H170ZM175 55H176V53H175ZM175 55H174V56H175ZM177 55H178V54H177ZM177 55H176V56H177ZM182 55H178V56L181 57ZM184 55H185V54H184ZM188 55H189V54H188ZM138 56H140V55H138ZM165 56H166V55H165ZM165 56H164V57H165ZM213 56H215V55H213ZM249 56H252V55L249 54ZM249 56H248V57H249ZM117 57H116V59H117ZM123 57H124V55H123ZM147 57H146V58H147ZM156 57H157V56H156ZM169 57H170V56H169ZM186 57H187V56H186ZM186 57H185V58H186ZM191 57H192V56H191ZM206 57H207V56H206ZM211 57H212V56H211ZM103 58H104V57H103ZM120 58H121V57H120ZM124 58H125V57H124ZM139 58H140V57H139ZM141 58L143 59L144 57H141ZM141 58H140V59H141ZM149 58H150V57H149ZM158 58H159V57H158ZM158 58H157V59H158ZM161 58H163V57H161ZM166 58L168 59V57H165V59H166ZM170 58H171V57H170ZM182 58H183V57H182ZM182 58H181V60H183ZM197 58H198V57H197ZM197 58H196V59H197ZM105 59L107 60V59H109V58H106V57H105ZM116 59H115V60H116ZM125 59H126V58H125ZM132 59H133V58H132ZM144 59H145V58H144ZM150 59L152 60V58H150ZM154 59H155V58H154ZM157 59H156V60H157ZM165 59H164V60H165ZM177 59L179 60V58H176V59H175L176 61H174V60H172V61H174V63H175V62H178ZM192 59H193V58H191V60H192ZM119 60H123V59L121 58V59H119ZM126 60H127V59H126ZM134 60L136 61V56H135V59H134ZM181 60H180V61H181ZM188 60H189V59H188ZM206 60H207V59H206ZM208 60H209V58H208ZM38 61H39V60H38ZM101 61H102V60H101ZM110 61H111V60H110ZM137 61L139 62V59H138ZM143 61H144V60H143ZM152 61H153V60H152ZM166 61H167V60H166ZM186 61H187V60H186ZM198 61H201V59L198 60ZM39 62H40V61H39ZM99 62H100V60H99L97 63H99ZM105 62H106V61H105ZM107 62H108V60H107ZM107 62H106V63H107ZM133 62H134V61H133ZM138 62H137V63L134 62V63L138 64ZM144 62H146V61H144ZM144 62H142V63L144 64ZM167 62L169 63V61H167ZM187 62H188V61H187ZM234 62H235V61H234ZM129 63H130V62H129ZM159 63H160V62H159ZM161 63H163V61H161ZM179 63H180V62H179ZM194 63H195V60H194ZM194 63H193V64H194ZM196 63H197V61H196ZM196 63H195V64H196ZM204 63H205V62H204ZM37 64H38V63H37ZM123 64H124V62H123ZM123 64H120V65H123ZM136 64H135V65H136ZM143 64H141V65H143ZM148 64H149V63H148ZM151 64L153 65L152 62H151ZM155 64H158V62L155 63ZM165 64H166V63H165ZM165 64H164V65H165ZM171 64H172V63H170V67H172ZM193 64H192V65H193ZM195 64H194V65H195ZM240 64H241V63H240ZM240 64L237 63V65H240ZM40 65H41V64H40ZM95 65H96V63H95ZM101 65H102V64H101ZM107 65H108V64H107ZM117 65H118V64H115V62H114L109 68H107V69H108V70H107L108 72H105V74L107 73V76H109V79H110V81H112V82H113V80H114V81H120V80H123V76L120 74L121 71L119 72L120 68H122V67H119V66H120V65H119V66H118L119 69H118V68H117ZM161 65H162V64H161ZM164 65H163V66H164ZM174 65H175V64H174ZM174 65H173V66H174ZM180 65H181V64H180ZM192 65H191V66H192ZM194 65L192 66V68H194V67L197 66L198 64L195 65V66H194ZM200 65H201V63H200ZM200 65H199V66H200ZM203 65H204V64H203ZM233 65H236V64H233ZM93 66H94V63H93ZM96 66H97V65H96ZM131 66H132V64H131ZM139 66H140V65H139ZM167 66H169V64H168ZM178 66H179V65H178ZM183 66H184V64H183ZM183 66H182V67H183ZM185 66H186V65H185ZM227 66H228V65H226V69H227ZM105 67H106V66H105ZM123 67H124V66H123ZM129 67H130V66H129ZM133 67H134V66H133ZM137 67H138V65H137ZM154 67H155V66H154ZM160 67H162V66H160ZM165 67H166V65H165ZM170 67H169V68H170ZM176 67H177V65H176ZM182 67H180V68H182ZM197 67H198V66H197ZM197 67H196V68H197ZM231 67H232V65H231ZM238 67H239V66H238ZM88 68H89V67H88ZM138 68H139V67H138ZM148 68H151V67H148ZM162 68H163V67H162ZM169 68L166 67V70L169 69ZM172 68H173V67H172ZM174 68H175V67H174ZM177 68H178V67H177ZM187 68L189 69V68H190V65H188ZM187 68H184V67H183V70L185 71V69H187ZM124 69H125V68H124ZM126 69L128 70V68H126ZM130 69H131V67H130ZM140 69H141V66H140ZM151 69H155V68H151ZM163 69H164V68H163ZM178 69H179V68H178ZM197 69H198V68H197ZM201 69H203V68H201ZM41 70H42V69H41ZM122 70H123V69H122ZM132 70H133V69H132ZM134 70H135V69H134ZM137 70H138V69H137ZM146 70H147V69H146ZM169 70H170V69H169ZM176 70H177V69H176ZM222 70L225 71V69H221V71H222ZM88 71H89V70H88ZM93 71H94V70H93ZM125 71H126V70H125ZM147 71H148V70H147ZM155 71H156V70H155ZM155 71H154V72H155ZM157 71H158V70H157ZM164 71H165V70H164ZM164 71H162V72L164 73ZM172 71H173V70H172ZM174 71H175V70H174ZM174 71H173V72H174ZM190 71H192L191 68H190ZM190 71H189V72H190ZM195 71H196V70H195ZM218 71H219V70H218ZM223 71H222V72H223ZM38 72H39V71H38ZM38 72H37V73H38ZM129 72H130V70H129ZM148 72H151V71H148ZM152 72H153V71H152ZM152 72H151V74H152ZM159 72H160V71H159ZM176 72H177V71H176ZM181 72H182V70H181ZM189 72H187V73H189ZM196 72H197V71H196ZM196 72H195V73H196ZM165 73H167V72L165 71ZM169 73H171V72H169ZM169 73H167V74H169ZM191 73H192V72H191ZM195 73H194V74H195ZM198 73H199V72H198ZM84 74H85V73H84ZM84 74H83V75H84ZM87 74H88V72H87ZM128 74H129V73H128ZM154 74H156V72H155ZM167 74H166V75H167ZM178 74H179V73H178ZM180 74H181V73H180ZM182 74H183V72H182ZM182 74H181V75H182ZM189 74H190V73H189ZM196 74H197V73H196ZM196 74H195V75H196ZM212 74H215V73H212ZM218 74H219L218 76H220V73H218ZM100 75H101V74H100ZM126 75H127V73H126ZM133 75H135V74H134V71H133ZM140 75H141V74H140ZM147 75H148V74H147ZM149 75H150V74H149ZM171 75H172V74H171ZM171 75H170V76H171ZM181 75H179V76H181ZM184 75H185V74H184ZM201 75H202V74H201ZM203 75H204V74H203ZM88 76H89V75H88ZM88 76H87V78H88ZM150 76H151V75H150ZM153 76H156V75H153ZM162 76H165V75L163 74ZM179 76H177V77H179ZM199 76H200V75H199ZM205 76H207V75H205ZM210 76H211V75H210ZM210 76H209V77H210ZM92 77H93V76H92ZM92 77L90 76V78H92ZM94 77H95V78H94V81H96V83L98 84V82L100 81V80H99L100 78H99L97 75H95V74H94ZM129 77H131V76H129ZM133 77H134V76H133ZM135 77H136V76H135ZM185 77H186V76H185ZM200 77H201V76H200ZM220 77H221V76H220ZM77 78H78V77H77ZM77 78H76V79H77ZM84 78H85V77H84ZM84 78H83V79H84ZM104 78H105V77H104ZM107 78H108V77H107ZM131 78H132V77H131ZM151 78H153V77L151 76ZM158 78H159V77H158ZM168 78H169V77L167 76V77H166V82H167V79H168ZM192 78H193V77H191V79H192ZM194 78H196V77H194ZM201 78H202V77H201ZM206 78H208V77H206ZM206 78H205V79H206ZM73 79H74V78H73ZM81 79H82V78H81ZM81 79H80V80H81ZM88 79H89V78H88ZM101 79H102V78H101ZM105 79H106V78H105ZM142 79L144 80V77H143ZM147 79H148V78H147ZM147 79H146V80H147ZM161 79H162V78H161ZM176 79H177V78H176ZM176 79H175V80H176ZM180 79H181V78H180ZM186 79H187V78H185L184 80H186ZM197 79H198V78H197ZM199 79H200V78H199ZM205 79H204V80H205ZM49 80H50V78H49ZM129 80H130V79H129ZM132 80H133V79H132ZM132 80H131V81H132ZM135 80H136V79H135ZM135 80H134V81H135ZM157 80H159V79H157ZM175 80H174V81H175ZM194 80H195V79H194ZM206 80H207V79H206ZM206 80H205V81H206ZM218 80H219V78H218ZM78 81H79V80H78ZM87 81H88V80H87ZM90 81H91V80H90ZM92 81H93V79H92ZM94 81H93V83H94ZM106 81H109V80H106ZM124 81H126V80H124ZM140 81H141V80H140ZM144 81H145V80H144ZM144 81H143V82H144ZM169 81H170V80H169ZM174 81H173V82H174ZM176 81H177V80H176ZM179 81H180V80H179ZM201 81H202V80H201ZM205 81H204V82H205ZM209 81H210V80H209ZM211 81H212V83H213V82L215 83V81H213V80H211ZM25 82H26V81H25ZM67 82H68V81H67ZM71 82H72V80H71ZM82 82H83V81H82ZM100 82H101V81H100ZM100 82H99V83H100ZM122 82H123V81H122ZM137 82H139V81H137ZM148 82H149V81H148ZM148 82H147V84H148ZM153 82H154V81H153ZM163 82H164V84H169V83H166L165 80L162 81V83H163ZM183 82H184V81H183ZM9 83H10V82H9ZM83 83H84V82H83ZM85 83H86V82H85ZM103 83H104V81H103ZM106 83H107V82H106ZM124 83H125V82H124ZM126 83H127V82H126ZM129 83L131 84V82H129ZM133 83H134V82H133ZM133 83H132V84H133ZM144 83H145V82H144ZM155 83H157V82H155ZM175 83H176V82H175ZM189 83L191 84V82H189ZM28 84H29V83H28ZM64 84H65V83H64ZM87 84H88V83H87ZM87 84H86V85H87ZM101 84H102V83H101ZM104 84H105V83H104ZM114 84H116V82H115ZM114 84L112 83V86H113ZM132 84H131V85H132ZM145 84H146V83H145ZM164 84H161V85L159 84L158 88L155 87L156 90H154V91L149 90V91H151V94H150V92H149V95H148V96L146 95L148 99H151V98L154 99V101H152L153 104H154V103H156V104H157V103L160 104V106H162V107H160V108H163L169 100H171V99H176V98H177V97H176V98H174V97L171 98L170 95L166 96L165 94H164V96H166V97H162V95H161V96L159 95V93H160L159 91H162L163 89H165L164 86H166V85H164ZM172 84H173V83H172ZM190 84H189V86H188V85H187V86L190 87ZM200 84L202 85V83H200ZM200 84H199V86H201ZM218 84H220L219 81H218ZM263 84H264V83H263ZM263 84H261V85H263ZM22 85H23V83H22ZM84 85H85V84H84ZM95 85H96V84H95ZM105 85H106V84H105ZM116 85H117V84H116ZM123 85H124V84H123ZM127 85H128V84H127ZM139 85H140V84L138 83V85L134 84V85H132V86H130V87H131L132 92H133L135 95H139V96H141V95H142V91L140 90ZM150 85H151V83H150ZM152 85H153V84H152ZM157 85H158V84H157ZM169 85H170V84H169ZM179 85H181V84H179ZM194 85H195V84H194ZM203 85H204V84H203ZM209 85H211V84H209ZM257 85H258V84H256V86H257ZM8 86H12V85H8ZM20 86H21V85H20ZM20 86H18V87H20ZM25 86H26V85H25ZM29 86H30V85H29ZM72 86H73V85H72ZM74 86H75V85H74ZM76 86H77V85H76ZM110 86H111V85H110ZM143 86H144V85H143ZM154 86H155V85H154ZM204 86H205V85H204ZM221 86H222V85H221ZM248 86H249V85H248ZM248 86L245 87V89L248 88ZM254 86H255V85H254ZM254 86H253V87H254ZM256 86H255V87H256ZM258 86L260 87V84H259ZM258 86H257V87H258ZM12 87H13V86H12ZM14 87L16 88L17 86L14 85ZM30 87H31V86H30ZM46 87H48V86L46 85ZM70 87H71V86H70ZM78 87H79V85H78ZM92 87H93V86H92ZM100 87H102V86H100ZM103 87H104V85H103ZM128 87H129V86H128ZM130 87H129V88H130ZM168 87H169V86H168ZM205 87H207V86H205ZM218 87H219V86H218ZM218 87H217V88H218ZM253 87H250V86H249L248 90H249V91H250V90L252 91V88H253ZM15 88H14V89H15ZM22 88H23V86H22ZM76 88H77V87H76ZM83 88H84V87H83ZM83 88H82L81 92L83 91ZM85 88H86V86H85ZM166 88H167V87H166ZM200 88H202V87H200ZM200 88H198V89H200ZM214 88H215V87H214ZM221 88H222V87H221ZM221 88H220V89H221ZM250 88H251V89H250ZM14 89H13V90H14ZM25 89H26V88H25ZM25 89H24V90H25ZM30 89H34V87H32V88H30ZM30 89H29V90H30ZM44 89H45V88H44ZM67 89H68V88H67ZM71 89H72V88H71ZM78 89H80V88H78ZM93 89H94V87H93ZM97 89H98V88H97ZM100 89H101V88H100ZM100 89H99V91H100ZM110 89H111V88H110ZM110 89H109V90H110ZM147 89H149V88H147ZM153 89H154V87H153ZM167 89H168V88H167ZM173 89H174V88H173ZM186 89H187V88H186ZM186 89H185V90H186ZM191 89H192V88H191ZM191 89H189V92L191 91ZM198 89H197V91H198ZM212 89H213V88H212ZM245 89H244V91H245ZM254 89H255V88H254ZM10 90H11V87H10ZM10 90H9V91H10ZM15 90H16V89H15ZM19 90H21V89L19 88ZM26 90H27V89H26ZM29 90H28V91H29ZM34 90H35V89H34ZM41 90H42V89H41ZM46 90H48V89H46ZM76 90H77V89H76ZM88 90H89V89H88ZM105 90H106V89H105ZM200 90H201V89H200ZM200 90H199V91H200ZM204 90H205V89H204ZM204 90H203V93H204ZM206 90H207V89H206ZM215 90H216V89H215ZM217 90H218V89H217ZM242 90H243V89H242ZM248 90L246 89V91H248ZM256 90H258L259 92L264 93V85L261 86L260 88H257ZM21 91H23V90H21ZM38 91H39V90H38ZM68 91H70V90H68ZM99 91H97L98 94H99ZM102 91H103V90H102ZM168 91H170V90H167V93H168ZM193 91H194V90H193ZM235 91H236V90H235ZM237 91H238V90H237ZM244 91H243V93H244ZM14 92H15V91H14ZM42 92H43V91H42ZM46 92H47V91H46ZM48 92H51V93H52V91H49V90H48ZM73 92H74V91H73ZM76 92H78V91H76ZM146 92H147V90H146ZM164 92H165V91H164ZM179 92H180V91H179ZM183 92H184V90H183ZM189 92H188V93H189ZM195 92H196V91H195ZM205 92H206V91H205ZM214 92H215V91H214ZM238 92H239V91H238ZM11 93H12V92H11ZM25 93H26V92H25ZM27 93H28V92H27ZM27 93H26V96H27ZM43 93H44V92H43ZM83 93H85V92L83 91ZM88 93H89V92H88ZM97 93H96V95H97ZM107 93H108V92H107ZM123 93H124V92H123ZM129 93H130V92H129ZM129 93H128V94H129ZM144 93H145V92H144ZM177 93H178V92H177ZM197 93H198V92H197ZM197 93H196V94H197ZM201 93H202V90H201ZM203 93H202V94H203ZM206 93H207V92H206ZM230 93H233V91L230 92ZM239 93H240V92H239ZM248 93H249V92H248ZM21 94H23V93H21ZM31 94H32V93H30V95H31ZM45 94L47 95V93H45ZM49 94H50V93H49ZM53 94L56 96L55 93H53ZM60 94H62V93L60 92ZM76 94H77V93H76ZM94 94H95V93H94ZM101 94H102V93H101ZM175 94H176V93H175ZM179 94H180V93H179ZM210 94H211V93H210ZM213 94H214V93H213ZM234 94H235V92H234ZM244 94H245V93H244ZM244 94H243V95L241 94V95L244 96ZM251 94H252V93H251ZM253 94H254V93H253ZM7 95H10V93H8ZM50 95H51V94H50ZM85 95H86V94H85ZM88 95H91V94H88ZM109 95H110V94H109ZM115 95H118V93L115 94ZM125 95H126V94H125ZM129 95H130V94H129ZM185 95H187V93H185ZM185 95H182V96H183V99H184V96H185ZM188 95H189V94H188ZM190 95H191V93H190ZM194 95H195V94H194ZM230 95H231V94H230ZM14 96H15V95H14ZM14 96H11V97H8V98H10V100H11V98L13 99ZM19 96H20V95H19ZM48 96H49V95H48ZM52 96H53V95H52ZM68 96H69V95H68ZM68 96H67V97H68ZM79 96H81L80 93H79ZM82 96H83V95H82ZM92 96H93V95H92ZM118 96H119V95H118ZM126 96H127V95H126ZM156 96H159L158 98H160L159 100L157 99V101H156ZM171 96H172V95H171ZM180 96H181V95H179V97H180ZM191 96H192V95H191ZM191 96H190V97H191ZM197 96H198V95H197ZM197 96H193V97H197ZM202 96H203V95H202ZM211 96H212V95H211ZM228 96H229V93H228ZM253 96H254V95H253ZM28 97H29V95H28ZM37 97H39V96H37ZM63 97H64V96H63ZM69 97H70V96H69ZM73 97L75 98V96H73ZM83 97H84V96H83ZM88 97H89V96H88ZM95 97H96V96H95ZM95 97L93 98V100L96 99ZM136 97H137V96H136ZM213 97H214V95H213ZM232 97H233V96H232ZM237 97H238V96H237ZM255 97H256V96H255ZM255 97H253V98L255 99ZM35 98H36V97H35ZM44 98H45V97H44ZM52 98H54V97H52ZM58 98H60V97H58ZM61 98H62V95H61ZM64 98H65V97H64ZM85 98H86V97H85ZM91 98H92V97H91ZM91 98H90V99H91ZM122 98H124V97H122ZM130 98H131V97L129 96V99H130ZM180 98H181V97H180ZM215 98H216V97H215ZM258 98H259V97H258ZM261 98H262V96H261ZM24 99H25V96H24ZM36 99H37V98H36ZM48 99H49V97H48ZM71 99H73V98H71ZM79 99H80V98H79ZM106 99H107V98H106ZM117 99H119V98H117ZM133 99H134V97H133ZM135 99H136V98H135ZM152 99H151V100H152ZM185 99H186V97H185ZM188 99H189V97H188ZM196 99H197V98H196ZM198 99H199V98H198ZM202 99H203V98H202ZM246 99H249V98L246 97ZM251 99H252V98H250V100H251ZM254 99H253V100H254ZM259 99H260V98H259ZM7 100H8V99H7ZM19 100H20V99H19ZM31 100H32V99H31ZM41 100H42V99H41ZM51 100H52V99H51ZM76 100H77V99H76ZM86 100L89 101V99H86ZM91 100H92V99H91ZM91 100H90V101H91ZM107 100L110 101V99H107ZM130 100H131V102H132V99H130ZM143 100H144V99H143ZM145 100H146V99H145ZM145 100H144V101H145ZM238 100H240V99H238ZM244 100H245V98H244ZM8 101H9V100H8ZM15 101H16V100H14V103H16ZM22 101H23V100H21V102H22ZM36 101H38V100H36ZM46 101H47V100H46ZM61 101H62V100H61ZM65 101H66V99H65ZM70 101H71V100H70ZM73 101H74V100H73ZM78 101H79V100H78ZM82 101H84V100H82ZM88 101H85V102H88ZM94 101H96V100H94ZM103 101H104V100H103ZM134 101H135V100H134ZM141 101H142V100H141ZM144 101H143V102H144ZM177 101H178V100H177ZM189 101H190V99H189ZM191 101H192V100H191ZM196 101H198V100H196ZM218 101H219V100H218ZM245 101H246V100H245ZM245 101H242L241 103H243V102H245ZM257 101H258V100H256V102H257ZM260 101H263V100H260ZM12 102H13V101H12ZM21 102H19V103H21ZM31 102H32V101H31ZM44 102H45V101H44ZM53 102H54V101H53ZM79 102H81V100H80ZM114 102H115V101H114ZM117 102H118V101H117ZM124 102H125V101H124ZM126 102H127V101H126ZM129 102H130V101H129ZM129 102H128V103H129ZM147 102H148V101H147ZM183 102H185V101H183ZM199 102H200V101H199ZM199 102H198V103H199ZM231 102H232V101H231ZM235 102H236V101H235ZM247 102H248V100H247ZM256 102H255V103H256ZM22 103H23V102H22ZM26 103H27V102H26ZM45 103H46V102H45ZM56 103L58 104V102H56ZM63 103H64V102H63ZM71 103H72V102H71ZM81 103H83V102H81ZM94 103H95V102H94ZM94 103H93V104H94ZM112 103H113V101H112ZM122 103H123V102H122ZM141 103H142V102H141ZM144 103H146V102H144ZM144 103H143V104H144ZM149 103H151V102H149ZM149 103H148V104H149ZM174 103H175V102H174ZM186 103H187V102H186ZM189 103H190V102H189ZM213 103H215V101H214ZM216 103H217V102H216ZM219 103H220V102H219ZM219 103H218V105H220ZM232 103H233V102H232ZM248 103H249V102H248ZM250 103H252V102L250 101ZM253 103H254V102H253ZM8 104H9V103H8ZM28 104H29V102H28ZM43 104H44V103H43ZM43 104H42V105H43ZM73 104H74V103H73ZM85 104H86V103H85ZM93 104H92V105H93ZM102 104H104V107H105V105H107V104L104 103V102H103ZM102 104H101V105H102ZM113 104H114V103H113ZM113 104H111L112 108H113ZM123 104H124V103H123ZM133 104L136 105L135 102L132 103V105H133ZM146 104H147V103H146ZM146 104H145V105H146ZM167 104L169 105V103H167ZM171 104H172V103H171ZM180 104H181V103H180ZM183 104H184V103H183ZM191 104H193V103H191ZM191 104H189V105H191ZM221 104H224V103H221ZM227 104H229V103H227ZM233 104H234V103H233ZM236 104H237V103H236ZM259 104H261V103H259ZM262 104H263V103H262ZM30 105H31V104H30ZM94 105H95V104H94ZM114 105H115V104H114ZM119 105H120V104H119ZM119 105H118V106H119ZM132 105L130 104V105H128V106L130 107V106H132ZM154 105H155V104H154ZM194 105H196V104L194 103ZM218 105L216 104V106H218ZM238 105H240V104H238ZM246 105H247V104H246ZM18 106H19V105H18ZM27 106H28V105H27ZM60 106H61V105H60ZM68 106H69V105H68ZM72 106H73V105H72ZM80 106H81V105L79 104V107H78L77 109L80 110V109H81ZM107 106H108V105H107ZM107 106H106V107H107ZM125 106H126V105H125ZM125 106H123V107H125ZM140 106H141V105H140ZM166 106H167V105H166ZM170 106L172 107V105H170ZM177 106H180V105H177ZM182 106H183V105H181V107H182ZM206 106H207V105H206ZM213 106H214V105H213ZM244 106H245V105H244ZM244 106H243V107H244ZM248 106H249V104H248ZM248 106H247V107H248ZM250 106H251V104H250ZM258 106H259V105H258ZM262 106H263V105H262ZM9 107H10V105H9ZM44 107H45V106H44ZM57 107H59V106L57 105ZM91 107H92V106H91ZM150 107H151V106H150ZM156 107H157V106H156ZM173 107H174V106H173ZM173 107H172V108H173ZM183 107H184V106H183ZM193 107H194V106H193ZM201 107H202V106H201ZM208 107H209V106H208ZM211 107H212V106H211ZM220 107H221V105H220ZM227 107L230 108V104H229V106L227 105ZM227 107L225 108V110L227 109ZM243 107H242V108H243ZM247 107H246V108H247ZM251 107H252V106H251ZM256 107H257V106H256ZM6 108H7V107H6ZM13 108H14V107H13ZM55 108H56V107H55ZM61 108H62V107H61ZM68 108H69V107H68ZM87 108L89 109V106H88ZM92 108H93V107H92ZM100 108H101V107H100ZM107 108H108V107H107ZM112 108H111V109H112ZM117 108H118V107H117ZM139 108H140V107H139ZM139 108H137L136 110H138ZM144 108L146 109V107H144ZM199 108H200V107H199ZM204 108H205V107H204ZM209 108H210V107H209ZM214 108H215V107H214ZM216 108H217V107H216ZM229 108H228V109H229ZM231 108H232V107H231ZM257 108H258V107H257ZM257 108H256V109H257ZM43 109H44V108H43ZM47 109H48V106H47ZM69 109H70V108H69ZM71 109H72V108H71ZM77 109H76V110H77ZM83 109H84V107H83ZM85 109H86V108H85ZM85 109H84V110H85ZM88 109H87V112H88ZM94 109H95V108H93L92 110H94ZM114 109H115V108H114ZM130 109H132V108H129V110H130ZM134 109H135V108H134ZM152 109H155V108L153 107ZM166 109H167V108H166ZM189 109H190V108H189ZM201 109H203V107H202ZM234 109H235V108H234ZM234 109H233V110H230V113L233 114L234 116H238L239 113H238L236 110H234ZM238 109L241 110L240 108H238ZM45 110H46V109H45ZM59 110H60V109H59ZM97 110H98V109H97ZM106 110H107V109H106ZM129 110H128V111H129ZM142 110H143V109H142ZM170 110H171V108H170ZM170 110H169V107H168V110H166V112H168V111H170ZM173 110L175 111L173 114H176V111H177V110H175L174 108H173ZM193 110H194V109H193ZM205 110H206V109H205ZM253 110H255V109L253 108ZM253 110H252V111H253ZM9 111H10V109H9ZM11 111H12V110H11ZM18 111H19V110H18ZM62 111H63V110H62ZM65 111H66V110H65ZM67 111H68V110H67ZM72 111H73V110H72ZM102 111H103V110H102ZM102 111H101V112H102ZM108 111H109V110H108ZM110 111H111V110H110ZM119 111H120V110H119ZM133 111H134V110H133ZM133 111L130 110V112H133ZM171 111H172V110H171ZM171 111H170V112H171ZM226 111H227V110H226ZM243 111H244V110H243ZM44 112H45V111H43V113H44ZM75 112H76V111H75ZM92 112H93V111H92ZM101 112H100V113H101ZM103 112H104V111H103ZM106 112H107V111H106ZM136 112H137V111H136ZM138 112H141V110H139ZM144 112H145V110H144ZM144 112H143V113H144ZM179 112L182 113V111H179ZM206 112H207V111H206ZM259 112H260V111H259ZM53 113H54V112H53ZM62 113H63V112H62ZM71 113H72V112H71ZM71 113H69V114H71ZM77 113H78V110H77ZM81 113H82V112H81ZM84 113H85V112H84ZM113 113H114V111H113ZM113 113H112V114H113ZM120 113H121V112H120ZM120 113H119V114H120ZM126 113H127V110H126ZM148 113H149V112H148ZM151 113H152V112H151ZM181 113H180V114H181ZM214 113H216V112H214ZM240 113H241V112H240ZM242 113H243V112H242ZM245 113H246V112H245ZM248 113H249V112H248ZM19 114H20V113H19ZM40 114H41V113H39V115H40ZM48 114H50V113L48 112ZM57 114H58V113H57ZM69 114H68V115H69ZM86 114H87V113H85V115H84V114H82V115L86 116ZM101 114H102V113H101ZM101 114H99V115H101ZM109 114H110V113H109ZM116 114H117V113H116ZM122 114H123V113H122ZM129 114H131V113H129ZM156 114H157V112H156ZM165 114H166V113H165ZM169 114H172V112L169 113ZM177 114H178V112H177ZM180 114H178V115H180ZM184 114H185V113H184ZM192 114L194 115L195 113H192ZM219 114H220V113H219ZM257 114H258V113H257ZM257 114H256V115H257ZM260 114H261V113H260ZM43 115H44V114H43ZM59 115H60V114H59ZM61 115H63V114H61ZM65 115H66V114H65ZM65 115H64V116H65ZM74 115H76V114H74ZM92 115H93V114H92ZM96 115H97V114H96V112H95L94 117H93V118L91 117V119H93V120H97V119H99V118H97ZM99 115H98V116H99ZM126 115H127V114H126ZM147 115H148V114H147ZM153 115H154V114H153ZM163 115H164V114H163ZM190 115H191V114H190ZM193 115H192V116H193ZM204 115H205V114H204ZM220 115H221V114H220ZM227 115H228V114H227ZM253 115H254V114H253ZM32 116H33V114H32ZM36 116H37V115L35 114V117H36ZM48 116H49V115H48ZM80 116H81V114H80ZM84 116H82V119H76V122H74V125H70V126L66 127V129L63 130L64 132L61 133V134H62V135H61V138H59V139H61V142L58 141L60 144H63V145H64V143H68V141H71L72 139H74V133H73V132H74V130H76V129L78 130V132H76V133H78L77 135L80 134V135H82V136H84V137H86V136H90V137H91L93 134L97 133L98 131H101V130L104 129V128H108V127H110L111 124H113V122L111 123V122H109V121L107 120V122H102V123L100 122V125H97V124H96V126H95V124H94V126L90 127L91 125H90V126H89V125H85V123H84V118H85V117H84ZM88 116H89V114H88ZM102 116H103V115H101V118H102ZM107 116H108V115H107ZM112 116H114V115H112ZM123 116H125V112H124ZM128 116H129V115H128ZM154 116H155V115H154ZM167 116H168V115H167ZM184 116H185V115H184ZM201 116H202V115H201ZM225 116H226V115H225ZM250 116H251V115H250ZM35 117H33V118H35ZM46 117H47V115H46ZM75 117H76V116H75ZM78 117H79V116H78ZM89 117H90V116H89ZM89 117H88V118H89ZM145 117H146V116H145ZM163 117H164V116H163ZM165 117H166V116H165ZM169 117H170V116H169ZM169 117H168V119H169ZM172 117H173V116H172ZM178 117H179V116H178ZM181 117H182V116H181ZM230 117H231V116H230ZM239 117H240V116H239ZM243 117H246V114H245V116H242L241 118H243ZM256 117H257V116H256ZM42 118H43V116H42ZM59 118H60V117H59ZM69 118H70V116H69ZM110 118H112V117H110ZM124 118H125V117H124ZM127 118H128V117H127ZM127 118H125L126 121H128ZM149 118H151V117H149ZM166 118H167V117H166ZM179 118H180V117H179ZM179 118H178V120H179ZM182 118H183V117H182ZM187 118H189V117H187ZM195 118H196V117H195ZM226 118H227V116H226ZM235 118H236V117H235ZM246 118H247V117H246ZM252 118H253V117H252ZM40 119H41V118H40ZM67 119H68V118H67ZM73 119H74V118H73ZM103 119H104V118H103ZM105 119H106V118H105ZM107 119H108V118H107ZM112 119H113V118H112ZM120 119L122 120V118H120ZM134 119H135V118H134ZM134 119H132V120H134ZM176 119H177V118H176ZM176 119H175V120H176ZM254 119H255V118H254ZM261 119H262V118H261ZM34 120H35V119H34ZM36 120H37V118H36ZM47 120H48V119H47ZM114 120H115V119H114ZM132 120H131V121H132ZM163 120H164V119H163ZM171 120H172V119H171ZM192 120H193V119H192ZM228 120H229V119H228ZM239 120H240V118H239ZM241 120H242V119H241ZM250 120H252V119H250ZM257 120H259V119H257ZM262 120H263V119H262ZM88 121H89V119H88ZM99 121H100V119H99ZM101 121H102V120H101ZM105 121H106V120H105ZM115 121H116V120H115ZM118 121H119V119H118ZM118 121H117V122H118ZM136 121H137V120H136ZM145 121H146V119H144L143 122H145ZM176 121H177V120H176ZM183 121H184V120H183ZM231 121H232V120H231ZM237 121H238V120H237ZM243 121H244V120H243ZM247 121H248V120H247ZM247 121H246V122H247ZM255 121H256V119H255ZM28 122H31V121H28ZM60 122H61V121H60ZM63 122H64V121H63ZM69 122H70V121H69ZM97 122H98V121H96L95 123H97ZM117 122H116V123H117ZM151 122H152V121H151ZM151 122H150V123H151ZM155 122H156V120H155ZM186 122H187V121H186ZM244 122H245V121H244ZM246 122H245V123H246ZM248 122L251 123V121H248ZM248 122H247V123H248ZM257 122H259V121H257ZM262 122H264V121H262ZM65 123H67V122H65ZM116 123H115V124H116ZM127 123H128V122H127ZM131 123H132V122H131ZM131 123H130V124H131ZM133 123H134V122H133ZM147 123H148V122H147ZM169 123H170V122H169ZM172 123H173V122H172ZM172 123H171V124H172ZM241 123H242V122H241ZM255 123H256V122H255ZM22 124H23V123H22ZM31 124H32V122H31ZM36 124H37V123H36ZM122 124H123V122H122ZM125 124H126V123H125ZM128 124H129V123H128ZM138 124H139V123H138ZM166 124H167V123H166ZM181 124H182V123H181ZM29 125H30V123H29ZM34 125H35V124H34ZM34 125H33L32 127H34ZM41 125H42V124H41ZM43 125H44V124H43ZM60 125H61V124H60ZM60 125H59V126H60ZM131 125H133V124H131ZM141 125H144V124L142 123ZM179 125H180V123H179ZM189 125H191V124H189ZM210 125H211V124H210ZM210 125H209V126H210ZM222 125H223V124H222ZM228 125H229V124H228ZM231 125H232V124H231ZM234 125H235V124H234ZM234 125H233V126H234ZM236 125H237V124H236ZM250 125H251V124H250ZM16 126H17V125H16ZM25 126H26V124H25ZM184 126L186 127V125H184ZM184 126H183V127H184ZM213 126H214V125H213ZM213 126H212V127H213ZM245 126H246V125H245ZM247 126H248V124H247ZM253 126H255V125H253ZM260 126H261V125H260ZM27 127H28V126H27ZM62 127H63V126H62ZM116 127H117V126H116ZM134 127H136V126L134 125ZM138 127H139V126H138ZM138 127H137V128H138ZM140 127H141V126H140ZM178 127H179V126H178ZM222 127H223V126H222ZM240 127H241V126H240ZM242 127H243V126H242ZM22 128H23V127H22ZM24 128H25V127H24ZM60 128H61V127H60ZM118 128H119V127H118ZM124 128H125V127H124ZM166 128H167V127H166ZM170 128H171V127H170ZM173 128H174V126H173ZM202 128H203V127H202ZM206 128H207V127H206ZM215 128H216V127H215ZM215 128H212V129L215 130ZM218 128H220V127H218ZM229 128H230V126H229ZM232 128H233V127H232ZM237 128H238V126H237ZM237 128H236V130H237ZM260 128H262V127H260ZM263 128H264V127H263ZM13 129H14V128H13ZM19 129H20V128H19ZM27 129H28V128H27ZM32 129H33V128H32ZM113 129H114V128H113ZM126 129H127V127H126ZM126 129H125V130H126ZM131 129H132V128H131ZM153 129H154V128H153ZM155 129H156V128H155ZM157 129H158V128H157ZM163 129H164V128H163ZM189 129H190V128H189ZM192 129H193V128H192ZM220 129H222V128H220ZM225 129H226V128H225ZM230 129H231V128H230ZM230 129H229V130H230ZM238 129H239V128H238ZM21 130H23V129H21ZM28 130H29V129H28ZM28 130H27V131H28ZM110 130H111V129H110ZM147 130H148V129H147ZM169 130H170V129H169ZM227 130H228V128H227ZM234 130H235V128H234ZM31 131H32V130H31ZM108 131H109V130H108ZM122 131H123V130H122ZM150 131H151V129H150ZM150 131H148V132H150ZM159 131H160V130H159ZM197 131H198V129H197ZM197 131H196V132H197ZM230 131H231V130H230ZM238 131H239V130H238ZM240 131H241V129H240ZM28 132H29V131H28ZM28 132H27V133H28ZM55 132H56V131H55ZM103 132H104V131H103ZM109 132H110V131H109ZM109 132H107V133L109 134ZM125 132H126V131H125ZM125 132H124V133H125ZM128 132H129V131H128ZM192 132H193V130H192ZM194 132H195V131H194ZM203 132H204V131H203ZM203 132H202V133H203ZM205 132H206V131H205ZM19 133H20V132H19ZM19 133H17L18 136L20 135ZM32 133H33V132H32ZM59 133H60V130H59ZM100 133H101V132H100ZM107 133H106V134H107ZM112 133H113V132H112ZM114 133H115V132H114ZM122 133H123V132H122ZM197 133H198V132H197ZM206 133H208V132H206ZM211 133H213V132H211ZM216 133H217V132H216ZM21 134H22V133H21ZM57 134H58V133H57ZM103 134H105V133H103ZM108 134H107V135H108ZM115 134H117V133H115ZM115 134H114V136H116ZM126 134H127V133H126ZM189 134H190V133H189ZM193 134H194V133H193ZM200 134H201V133H200ZM227 134H228V133H227ZM232 134H233V133H232ZM241 134H242V133H241ZM256 134H257V133H256ZM258 134H261V133L258 132ZM258 134H257V137H258ZM263 134H264V133H263ZM26 135H27V134H26ZM52 135H53V134H52ZM55 135H56V134H55ZM203 135H204V133H203ZM216 135H217V134H216ZM223 135H224V134H223ZM229 135H230V133H229ZM30 136H31V135H30ZM82 136H81V137H82ZM99 136H102V135H99ZM99 136H97V137H99ZM105 136H106V135H105ZM110 136H111V135H110ZM119 136H120V135H119ZM121 136H122V134H121ZM134 136H135V135H134ZM193 136H194V135H193ZM199 136H200V135H199ZM199 136H198V137H199ZM204 136H205V135H204ZM218 136H219V135H218ZM232 136H233V135H232ZM238 136H239V135H238ZM259 136H260V135H259ZM19 137H20V136H19ZM59 137H60V136H59ZM77 137H78V136H77ZM77 137H76V138H77ZM94 137H95V136L93 135V138H94ZM106 137H109V136H106ZM123 137H124V136H123ZM138 137H139V136H138ZM143 137H144V136H142V138H143ZM205 137H206V136H205ZM209 137H212V136L210 135ZM214 137H215V136H214ZM224 137H226V136H224ZM229 137H230V136H229ZM233 137H234V136H233ZM24 138H25V137H24ZM27 138H28V137H27ZM27 138H26V139H27ZM29 138H30V137H29ZM50 138H51V137H50ZM86 138H87V137H86ZM104 138H105V137H104ZM124 138H125V137H124ZM147 138H148V137H147ZM149 138H150V135H149ZM192 138H194V137H192ZM199 138H200V137H199ZM201 138H202V135H201ZM212 138H213V137H212ZM212 138H211V139H212ZM263 138H264V137H263ZM14 139H15V138H14ZM59 139H58V140H59ZM91 139H92V138H91ZM109 139H110V138H109ZM115 139H116V138H115ZM119 139H120V137H119ZM126 139H127V136H126ZM143 139H144V138H143ZM196 139H197V138H196ZM221 139H222V138H221ZM228 139H229V138H228ZM228 139L226 138V140H228ZM27 140H28V139H27ZM27 140H26V141H27ZM46 140H47V139H46ZM49 140H50V139H49ZM77 140H79V139H77ZM103 140H105V139H103ZM131 140H132V139H131ZM135 140H136V139H135ZM139 140L142 141L141 139H139ZM181 140H182V139H181ZM184 140H185V139H184ZM191 140H192V139H191ZM197 140H199V139H197ZM201 140H202V139H201ZM233 140H234V138H233ZM236 140H237V139H236ZM262 140H263V139H262ZM14 141H15V140H14ZM14 141H13V142H14ZM16 141H18V140H16ZM23 141H24V140H23ZM26 141H24V142H26ZM28 141H30V140H28ZM28 141H27V142H28ZM85 141H86V140L84 139V142H85ZM87 141H88V140H87ZM89 141H90V140H89ZM96 141H97V143H98V140H96ZM107 141H108V139H107ZM110 141H112V140H110ZM110 141H109V143H110ZM115 141L118 142V140H115ZM120 141H121V139H120ZM120 141H119V143H121ZM136 141H137V140H136ZM143 141H144V140H143ZM147 141H148V140H147ZM149 141H151V139H149ZM186 141H187V140H186ZM186 141H185V142H186ZM192 141H193V140H192ZM218 141H220V140H218ZM218 141H217V142H218ZM222 141L224 142V139H223ZM253 141H254V140H253ZM27 142H26V143H27ZM31 142H32V141H31ZM50 142H51V141H50ZM56 142H57V141H55V144L58 143V142H57V143H56ZM82 142H83V141H82ZM100 142H101V141H100ZM112 142H113V141H112ZM112 142H111L110 144H112ZM123 142H125V141H123ZM123 142H122V143H123ZM145 142H146V141H145ZM180 142H181V141H180ZM185 142H184V143H185ZM188 142H189V140H188ZM188 142H186V143H188ZM197 142H198V141H197ZM209 142H211V141H208V143H209ZM234 142H235V141H234ZM249 142H250V141H249ZM262 142H264V141H262ZM29 143H30V142H29ZM46 143H47V142H46ZM79 143H80V142H79ZM79 143H78V145H77V148L80 147V144H81V143H80V144H79ZM85 143H87V142H85ZM88 143H89V142H88ZM107 143H108V142H107ZM114 143H115V142H114ZM114 143H113V144H114ZM147 143H148V142H147ZM205 143H206V142H205ZM211 143H212V142H211ZM213 143H214V142H213ZM221 143H222V142H221ZM238 143H239V142H238ZM258 143H259V142H258ZM27 144H28V143H27ZM31 144H32V143H31ZM48 144H49V141H48ZM68 144H69V143H68ZM91 144H92V143H91ZM91 144H90V145H91ZM134 144H135V141H134ZM136 144H137V142H136ZM141 144H142V143H141ZM145 144H146V143H145ZM145 144H144V145H145ZM151 144H152V143H151ZM195 144H196V142H195ZM200 144H201V143H200ZM240 144H241V143H240ZM248 144H249V143H248ZM12 145H13V144H12ZM33 145H35V144H33ZM51 145H52V144H51ZM53 145H54V144H53ZM53 145H52V146H53ZM66 145H67V144H66ZM84 145H85V144H84ZM84 145H83V146H84ZM86 145H87V144H86ZM90 145H89V147H90ZM92 145H94V144H92ZM95 145H96V144H95ZM97 145H98V144H97ZM107 145H108V144H107ZM128 145H130V144H129V141H128ZM142 145H143V144H142ZM142 145H141V146H142ZM144 145H143V146H144ZM198 145H199V143H198ZM201 145H202V144H201ZM210 145H211V144H210ZM210 145H209V148H210ZM216 145H218V144L215 143V146H216ZM219 145H220V144H219ZM227 145H229L228 142H227ZM230 145H231V144H230ZM232 145H233V144H232ZM235 145H236V144H235ZM260 145H261V144H260ZM41 146H42V145H41ZM43 146H44V144H43ZM52 146H51V147H52ZM78 146H79V147H78ZM99 146H100V145H99ZM103 146H104V144H103ZM148 146H149V145H148ZM196 146H197V145H196ZM221 146H222V144H221ZM58 147H61V146H58ZM62 147H63V146H62ZM62 147H61V148H62ZM65 147H66V146L64 145L63 148H65ZM96 147H97V146H96ZM108 147H111V145L108 146ZM150 147H151V145H150ZM152 147H153V146H152ZM152 147H151V148H152ZM181 147H182V146H181ZM186 147H187V146H186ZM227 147H228V146H227ZM20 148H21V147H19V151H20ZM61 148H60V150H62ZM66 148H67V147H66ZM73 148H75V147H73ZM90 148H91V147H90ZM93 148H94V147H93ZM93 148H92V149H93ZM104 148H105V147H104ZM124 148H125V147H124ZM124 148H123V149H124ZM126 148H127V147H126ZM148 148H149V147H148ZM154 148H155V147H154ZM166 148H167V147H166ZM199 148H200V147H199ZM199 148H198V149H199ZM237 148H238V147H237ZM27 149H28V148H27ZM27 149H26V150H27ZM39 149H42V148H39ZM54 149H55V148H54ZM87 149H88V148H87ZM98 149H99V148H98ZM107 149H109V148H107ZM111 149H112V147H111ZM129 149H130V148H129ZM129 149H128V150H129ZM186 149H187V148H186ZM188 149H189V148H188ZM195 149H196V148H195ZM195 149H193V150H195ZM201 149H202V148H201ZM225 149H226V148H225ZM23 150H24V148H23ZM26 150H25V151H26ZM34 150H35V149H34ZM34 150H33V152H34ZM56 150H57V148H56ZM63 150H64V149H63ZM71 150H72V149H71ZM71 150L69 149V151H71ZM75 150H76V149H75ZM77 150H79V149H77ZM89 150H90V149H89ZM102 150H103V148H102ZM105 150H106V149H105ZM105 150H104V151H105ZM144 150H145V149H144ZM147 150H148V149H147ZM190 150H191V149H190ZM190 150H189V151H190ZM202 150H204V147H203ZM222 150H223V149H222ZM231 150H232V149H231ZM28 151H29V150H28ZM44 151H45V150H44ZM44 151H43V153H44ZM49 151H50V150H49ZM49 151H48V152H49ZM52 151H53V150H52ZM85 151H87L86 153L89 154V155L91 156V153H90L88 150H86V148H85ZM95 151H96V149L93 150V152H95ZM97 151H98V150H97ZM111 151H112V150H110V152H111ZM130 151H131V150H130ZM152 151H153V150H152ZM152 151H151V152H152ZM162 151H163V148H162ZM165 151H166V150H165ZM170 151H171V150H170ZM206 151H207V149H206ZM208 151H209V150H208ZM208 151H207V152H208ZM223 151H224V150H223ZM256 151H257V150H256ZM29 152H30V151H29ZM41 152H42V151H41ZM53 152H55V151H53ZM58 152H59V151H58ZM67 152H68V151H67ZM83 152H84V151H83ZM88 152H89V153H88ZM98 152H100V151H98ZM105 152H106V151H105ZM107 152H108V151H107ZM153 152H154V151H153ZM159 152H160V151H159ZM163 152H164V151H163ZM171 152H172V151H171ZM190 152H191V151H190ZM252 152H253V151H252ZM71 153H72V152H71ZM84 153H85V152H84ZM84 153H83V154H84ZM140 153H143V155H144V152H140ZM188 153H189V152H188ZM192 153L194 154V152H192ZM196 153H199V152H197V150H196ZM203 153H204V152H203ZM255 153H256V152H255ZM19 154H20V152H19ZM25 154H26V156H24L25 159L31 157V155H28L27 153H25ZM35 154H36V153H35ZM47 154H48V153H47ZM51 154H52V153H51ZM53 154L55 155L56 153H53ZM67 154H68V153H67ZM69 154H70V153H69ZM72 154H74V153H72ZM104 154H105V153H104ZM113 154H114V153H113ZM189 154H190V153H189ZM193 154H192V155H193ZM219 154H221V153H219ZM222 154H224V153H222ZM22 155H23V154H22ZM42 155H43V154H42ZM63 155H64V154H63ZM70 155H71V154H70ZM93 155H94V154H93ZM97 155H98V154H97ZM126 155H127V154H126ZM132 155H133V154H132ZM138 155H139V154H138ZM146 155H148V154H146ZM170 155H171V154H170ZM184 155H185V154H184ZM201 155H203V154H201ZM228 155H229V154H228ZM246 155H247V154H246ZM252 155H253V154H252ZM19 156H20V155H19ZM32 156H33V155H32ZM43 156H44V155H43ZM45 156H46V155H45ZM55 156H56V155H55ZM55 156H54V157H55ZM68 156H69V155H68ZM77 156H78V154H77ZM83 156H84V155H83ZM100 156H101V155H100ZM102 156H103V155H102ZM118 156H119V155H118ZM124 156H125V155H124ZM140 156H141V155H140ZM165 156H166V155H165ZM165 156H163V157H165ZM168 156H169V155H168ZM182 156H183V155H182ZM222 156H223V155H222ZM222 156H221V157H222ZM224 156H225V155H224ZM234 156H236V154H235ZM240 156H241V155H240ZM263 156H264V155H263ZM33 157H34V156H33ZM39 157H40V156H39ZM39 157H38V158H39ZM61 157H62V156H61ZM63 157H64V156H63ZM63 157H62V160L64 159ZM70 157H71V156H70ZM97 157H98V156H97ZM138 157H139V156H138ZM143 157H144V156H143ZM149 157H150V156H149ZM149 157H148V158H149ZM177 157H178V156H177ZM184 157L186 158V156H184ZM226 157H227V155H226ZM241 157H242V156H241ZM257 157H259V156H257ZM21 158H22V157H21ZM34 158H35V157H34ZM34 158L31 157V158H30L31 161H32V159H34ZM51 158H52V157H51ZM71 158H72V157H71ZM73 158L76 159V157H74V156H73ZM125 158H126V156H125ZM129 158H130V157H129ZM136 158H137V157H136ZM140 158H141V157H140ZM170 158H171V157H170ZM173 158H174V157H173ZM179 158H180V157H179ZM200 158H201V157H200ZM239 158H240V157H239ZM39 159H40V158H39ZM41 159H42V158H41ZM44 159H45V158H44ZM59 159H60V156H59ZM66 159H67V158H66ZM66 159H65V160H66ZM93 159H94V158H93ZM96 159H97V158H96ZM98 159H99V158H98ZM105 159H106V158H105ZM192 159H193V158H192ZM202 159H203V158H202ZM229 159H230V158H229ZM233 159H234V158H233ZM237 159H238V158H237ZM241 159H242V158H241ZM241 159H240V160H241ZM243 159H244V158H243ZM37 160H38V159H37ZM49 160H50V159H49ZM51 160H52V159H51ZM60 160H61V159H60ZM62 160H61V161H62ZM100 160H101V159H100ZM103 160H104V158H103ZM106 160H107V159H106ZM106 160H104V161H106ZM133 160H134V159H133ZM136 160H137V159H136ZM141 160H142V159H141ZM162 160H164V159H162ZM176 160H177V159H176ZM244 160H245V159H244ZM260 160H261V159H260ZM263 160H264V159H263ZM22 161H23V159H22L20 162H22ZM53 161H54V160H53ZM56 161H58V160H56ZM96 161H97V160H96ZM134 161H135V160H134ZM134 161H133V162H134ZM169 161H170V160H169ZM172 161H174V160H172ZM179 161H180V159H179ZM186 161H188V160H186ZM186 161H185V162H186ZM200 161H201V160H200ZM206 161H207V160H206ZM231 161H232V160H231ZM235 161H236V160H235ZM235 161H234V162H235ZM247 161H248V160H247ZM252 161H253V160H252ZM14 162H16V160H15ZM23 162L26 163V160H24ZM23 162H22V163H23ZM51 162H52V161H51ZM68 162H69V161H68ZM98 162H99V161H98ZM118 162H120V161H118ZM125 162H126V159H125ZM167 162H168V161H167ZM195 162H197V161L195 160ZM195 162H194V163H195ZM242 162H243V161H242ZM248 162H249V161H248ZM255 162H256V161H255ZM12 163H13V162H12ZM114 163H115V162H114ZM114 163H113V164H114ZM122 163H123V162H122ZM170 163H171V162H170ZM175 163H177V162H175ZM175 163H174V164H175ZM191 163H192V162H191ZM191 163H190V164H191ZM197 163H198V162H197ZM224 163H225V162H224ZM238 163H239V162H238ZM7 164H8V163H7ZM9 164H10V163H9ZM74 164H75V163H74ZM77 164L79 165V163H77ZM81 164H84V163H81ZM100 164H101V163H100ZM116 164H117V163H116ZM116 164H115V165H116ZM130 164H131V163H130ZM134 164H135V163H134ZM162 164H163V162H162ZM172 164H173V163H172ZM172 164H171V165H172ZM179 164H181V163L179 162ZM185 164H186V163H185ZM187 164H188V162H187ZM195 164H196V163H195ZM203 164H204V163H203ZM241 164H242V163H241ZM255 164H256V163H255ZM258 164H259V163H258ZM263 164H264V163H263ZM11 165H12V164H11ZM17 165H21V164H17ZM17 165H16V166H17ZM22 165H23V164H22ZM69 165H71V164H69ZM72 165H73V162H72ZM72 165H71V166H72ZM90 165H93V164H90ZM96 165H97V163H96ZM106 165H107V164H106ZM108 165H109V163H108ZM108 165H107L106 167H108ZM122 165L124 166V164H122ZM132 165H133V164H132ZM168 165H169V163H168ZM182 165H183V164H182ZM182 165H181V166H182ZM207 165H208V164H207ZM214 165H215V164H214ZM256 165H257V164H256ZM256 165H255V166H256ZM79 166H80V165H79ZM82 166H84V165H82ZM101 166H102V165H101ZM112 166H113V165H112ZM118 166H119V165H118ZM169 166H170V165H169ZM184 166H185V165H184ZM190 166H191V165H190ZM196 166H197V164H196ZM205 166H206V165H205ZM208 166H209V165H208ZM216 166H217V165H216ZM260 166H262V165H260ZM85 167H86V165H85ZM91 167H92V166H91ZM113 167H114V166H113ZM116 167H117V166H116ZM121 167H122V166H121ZM131 167H132V166H131ZM185 167H187V166H185ZM206 167H207V166H206ZM214 167H215V166H214ZM233 167H234V166H233ZM240 167H241V166H240ZM240 167H237V168H240ZM248 167H249V166H248ZM258 167H259V166H258ZM5 168H6V167H5ZM12 168H15V167H12ZM20 168H21V166H20ZM20 168L18 167V169H20ZM76 168H78V171H79V167H76ZM76 168H75V169H76ZM80 168H81V167H80ZM83 168H84V167H83ZM96 168H97V167H96ZM102 168H103V167H102ZM104 168H105V167H104ZM108 168H109V167H108ZM133 168H134V167H133ZM160 168H161V170H162L163 167H160ZM164 168H165V167H164ZM173 168H174V167H173ZM195 168H196V167H195ZM197 168H198V167H197ZM208 168H209V167H208ZM244 168H245V167H244ZM244 168H243V169H244ZM66 169H67V168H66ZM68 169H69V168H68ZM68 169L66 170V172L68 171ZM137 169H138V168H137ZM166 169H167V168H166ZM202 169H204V168H202ZM255 169H256V168H255ZM258 169H259V168H258ZM6 170H7V169H6ZM8 170H9V168H8ZM11 170H12V169H11ZM70 170H71V169H70ZM80 170H81V169H80ZM84 170H85V169H84ZM110 170H111V169H110ZM124 170H125V169H124ZM131 170H132V169H131ZM135 170H136V169H135ZM155 170H156V169H155ZM177 170H178V169H177ZM183 170H185V169H183ZM214 170H215V168H214ZM216 170H217V168H216ZM239 170H240V169H239ZM248 170H249V169H248ZM256 170H257V169H256ZM18 171H19V170H18ZM78 171H77V172H78ZM81 171H83V170H81ZM128 171H130V170H128ZM133 171H134V170H133ZM133 171H131V172H133ZM138 171H139V170H138ZM150 171H152V170H150ZM166 171H167V170H166ZM169 171H170V170H169ZM171 171H173V170H171ZM171 171H170V172H171ZM175 171H176V170H175ZM204 171H205V170H204ZM207 171H208V170H207ZM212 171H213V170H212ZM237 171H238V170H237ZM240 171H241V170H240ZM243 171H244V170H242V172H243ZM262 171H263V170H262ZM262 171H261V173L264 172V171H263V172H262ZM14 172H15V171H14ZM58 172H59V171H58ZM74 172H76V170H75ZM93 172H94V171H93ZM102 172H103V170H102ZM106 172H107V171H106ZM106 172H105V173H106ZM118 172H119V171H118ZM118 172H117V173H118ZM123 172H124V171H123ZM154 172H155V171H154ZM164 172H165V171H164ZM178 172H179V171H178ZM192 172H193V169H192ZM197 172H198V170H197ZM201 172H202V171H201ZM205 172H206V171H205ZM209 172H210V171H209ZM247 172H248V171H247ZM259 172H260V170H259ZM55 173H56V172H55ZM60 173H62V172L60 171ZM90 173H91V172H90ZM96 173H97V172H96ZM108 173H109V171H108ZM111 173H114V172H111ZM120 173H121V172H120ZM136 173H137V172H136ZM152 173H153V172H152ZM157 173H158V172H157ZM173 173H174V172H173ZM181 173H182V172H181ZM194 173H195V172H194ZM207 173H208V172H207ZM214 173H215V172H214ZM216 173H217V172H216ZM249 173H250V172H249ZM252 173H253V172H252ZM254 173H255V172H254ZM257 173H258V171H257ZM12 174H13V173H12ZM56 174H59V173H56ZM66 174H67V173H66ZM121 174H122V173H121ZM125 174H126V173H125ZM129 174H130V173H129ZM131 174H132V173H131ZM139 174H140V173H139ZM149 174H150V173H149ZM158 174H159V173H158ZM186 174H187V173H186ZM205 174H206V173H205ZM205 174H204V175H205ZM217 174H218V173H217ZM238 174L240 175L241 173L239 172ZM59 175H60V174H59ZM74 175H75V174H74ZM77 175H80V174L77 173ZM153 175H155V174H153ZM174 175H175V174H174ZM176 175H177V173H176ZM194 175H196V174H194ZM212 175H213V173H212ZM258 175H259V173H258ZM260 175H261V174H260ZM57 176H58V175H57ZM65 176L68 177V176H70V175H65ZM83 176H84V174H83ZM83 176H82V177H83ZM85 176H86V175H85ZM126 176H128V175H126ZM199 176H200V175H199ZM209 176H210V175H209ZM244 176H245V175H244ZM262 176H263V175H262ZM262 176H261V177H262ZM55 177H56V176H55ZM76 177H77V176H75V179H76ZM99 177H100V176H99ZM106 177H107V175H106ZM114 177L116 178V176H114ZM139 177H140V176H139ZM139 177H138V178H139ZM171 177H172V176H171ZM177 177H178V176H177ZM180 177H181V176H180ZM180 177H178V178H180ZM189 177H190V176H189ZM193 177H194V176H193ZM210 177H211V176H210ZM215 177H216V176H215ZM240 177H241V176H240ZM246 177H247V176H246ZM248 177H249V176H248ZM248 177H247V178H248ZM251 177H252V176H251ZM254 177H255V175H254ZM259 177H260V176H259ZM61 178H62V177H60V179H61ZM69 178H71V177H69ZM84 178H85V177H84ZM151 178H152V177H151ZM159 178H160V177H159ZM161 178H162V177H161ZM168 178H169V177H168ZM186 178H187V176H186ZM200 178H201V177H200ZM204 178H205V177H204ZM218 178H219V177H218ZM218 178H217V179H218ZM58 179H59V178H58ZM66 179H67V178H66ZM85 179H86V178H85ZM103 179H104V178H103ZM108 179H109V178H108ZM111 179H112V178H111ZM111 179H109V180L111 181ZM116 179H117V178H116ZM116 179H115V180H116ZM121 179H122V178H121ZM132 179H133V178H132ZM154 179H155V178H154ZM166 179H167V178H166ZM169 179H170V178H169ZM180 179H181V178H180ZM202 179H203V178H202ZM202 179H201V180H202ZM219 179H221V178H219ZM240 179H241V181H242V178H240ZM248 179H249V178H248ZM252 179H253V178H252ZM62 180H63V178H62ZM64 180H65V179H64ZM115 180H114V181H115ZM128 180H129V179H128ZM135 180H136V179H135ZM151 180L154 181L153 179H151ZM160 180H161V179H160ZM178 180H179V179H178ZM193 180H194V179H193ZM258 180L261 181L260 179H258ZM69 181H70V179L68 180V182H69ZM72 181H73V180H72ZM82 181H83V179H82ZM94 181H95V180H94ZM96 181H97V180H96ZM116 181H117V180H116ZM122 181H123V180H122ZM125 181H126V180H125ZM170 181H171V180H170ZM190 181H191V180H190ZM196 181H197V179H196ZM204 181H205V180H204ZM245 181H246V180H245ZM251 181H253V180H251ZM256 181H257V180H256ZM62 182H64V181H62ZM66 182H67V181H66ZM84 182H87V181H84ZM106 182H107V181H106ZM106 182H105V183H106ZM162 182H163V181H162ZM164 182H165V181H164ZM201 182H202V181H201ZM242 182H243V181H242ZM247 182H249V181H247ZM257 182H258V181H257ZM261 182H262V181H261ZM59 183H61V182H59ZM76 183H77V179H76ZM93 183H94V182H93ZM111 183H112V182H111ZM118 183H119V182H118ZM123 183H126V182H123ZM129 183H130V182H129ZM152 183H153V182H152ZM192 183H193V182H192ZM199 183H200V182H199ZM206 183H207V182H206ZM206 183H205V184H206ZM258 183H259V182H258ZM258 183H257V184H258ZM56 184H57V183H56ZM64 184H65V183H64ZM68 184H70V183H68ZM74 184H75V183H74ZM84 184H85V183H84ZM88 184H89V183H88ZM115 184H117V183H115ZM127 184H128V183H127ZM127 184H126V185H127ZM157 184H158V183H157ZM160 184H161V183H160ZM163 184H164V183H163ZM180 184H181V182H180ZM220 184H221V183H219V185H216V184H215V185L217 186V189L220 187ZM223 184H224V183H223ZM232 184H233V183H232ZM252 184H253V183H252ZM252 184H251V185H252ZM59 185H60V184H59ZM70 185H71V184H70ZM96 185H97V184H96ZM104 185H105V184H104ZM104 185H103V186H104ZM107 185H108V182H107ZM107 185H106V186H107ZM112 185H113V184H112ZM112 185H110V186H112ZM121 185H122V184H121ZM131 185H132V184H131ZM131 185L128 184V186H130V187H131ZM196 185H197V184H196ZM206 185H207V184H206ZM206 185H205V186H206ZM213 185H214V184H213ZM248 185H249V184H248ZM254 185H256V184H254ZM73 186H74V185H73V183H72V189H75V188H73ZM79 186H80V185H79ZM110 186H109V187H110ZM138 186H139V185H138ZM155 186H156V185H155ZM159 186H160V185H159ZM161 186H162V185H161ZM163 186H164V185H163ZM168 186H169V185H168ZM218 186H219V187H218ZM235 186H236V185H235ZM242 186H244V185H242ZM74 187H75V186H74ZM86 187H87V186H86ZM98 187H99V186H98ZM121 187H122V186H121ZM165 187H167V185H166ZM214 187H215V186H214ZM221 187H222V186H221ZM221 187H220V188H221ZM254 187H255V186H254ZM62 188H63V186H62ZM68 188H69V186H68ZM79 188H80V187H79ZM103 188H104V187H103ZM103 188H102V189H103ZM110 188H111V187H110ZM119 188H120V187H119ZM231 188H232V187H231ZM69 189H70V188H69ZM111 189H112V188H111ZM117 189H118V188H117ZM211 189H212V188H211ZM60 190H61V188H60ZM78 190H79V189H78ZM109 190H110V189H109ZM112 190H113V189H112ZM130 190H132V189H130ZM213 190H214V189H213ZM232 190H233V189H232ZM235 190H236V189H235ZM249 190H252V189H249ZM254 190H255V189H254ZM75 191H76V190H75ZM80 191H81V190H80ZM91 191H92V190H91ZM95 191H97V190L95 189ZM105 191H106V190H105ZM132 191H133V190H132ZM64 192H65V191H64ZM70 192H72V191H70ZM113 192H114V190H113ZM133 192H134V191H133ZM138 192H139V191H138ZM138 192H137V193H138ZM217 192L219 193V191H217ZM239 192H240V191H239ZM246 192H247V191H246ZM255 192H256V191H255ZM84 193H85V192H84ZM91 193H92V192H91ZM93 193H94V192H93ZM98 193H99V192H98ZM253 193H254V192H253ZM73 194H74V193H73ZM78 194H79V193H78ZM86 194H87V192H86ZM88 194L90 195V193H88ZM94 194H95V193H94ZM106 194H107V193H106ZM112 194H113V193H112ZM115 194H116V193H115ZM211 194H212V193H211ZM213 194H214V193H213ZM216 194H217V193H216ZM223 194H224V193H223ZM225 194H226V193H225ZM227 194H229V193H227ZM65 195H66V194H65ZM65 195H64V196H65ZM71 195H72V194H71ZM71 195H70V197H71ZM79 195H80V194H79ZM117 195H118V194H117ZM138 195H139V194H138ZM218 195H219V194H218ZM73 196H74V195H73ZM92 196H93V195H92ZM94 196H95V195H94ZM94 196H93V197H94ZM106 196H107V195H106ZM132 196H133V194H132ZM232 196H233V195H232ZM257 196H259V195H257ZM65 197H66V196H65ZM70 197H69V198H70ZM82 197H83V195H82ZM104 197H105V196H104ZM114 197H116V196L114 195ZM133 197H134V196H133ZM135 197H137V196H135ZM67 198H68V197H67ZM96 198H97V197H96ZM98 198H99V197H98ZM116 198H117V197H116ZM234 198H235V197H234ZM234 198H233V199H234ZM70 199H73V198H70ZM74 199H75V198H74ZM81 199H82V198H81ZM93 199H94V198H93ZM93 199H92V200H93ZM117 199H118V198H117ZM119 199H120V198H119ZM127 199L129 200V198H127ZM140 199H141V198H140ZM178 199H179V198H178ZM215 199H216V197L214 198V200H215ZM217 199H218V198H217ZM228 199H229V198H228ZM240 199H241V197H240ZM261 199H262V198H261ZM64 200H65V199H64ZM79 200H80V199H79ZM97 200H98V199H97ZM107 200H108V199H107ZM114 200H115V199H114ZM114 200H113V201H114ZM131 200H132V199H131ZM259 200H260V199H259ZM71 201H72V200H71ZM135 201H136V200H135ZM135 201H134V202H135ZM138 201H139V200H137V202H138ZM181 201H182V200H181ZM210 201H211V200H210ZM215 201H216V200H215ZM222 201H223V200H222ZM225 201H226V200H224V202H225ZM240 201H241V200H240ZM240 201H239V202H240ZM72 202H73V201H72ZM74 202H75V201H74ZM77 202H78V201H77ZM109 202H111V201H109ZM116 202H117V201H116ZM124 202H125V201H124ZM126 202H127V200H126ZM126 202H125V204H127ZM182 202H183V201H182ZM213 202H214V201H213ZM213 202H211V203H213ZM228 202H229V201H228ZM262 202H263V201H262ZM61 203H63V202H61ZM64 203H66V202H64ZM80 203H81V200H80ZM80 203H79L78 205H80ZM97 203H98V202H97ZM99 203H100V201H99ZM103 203H104V202H103ZM114 203H115V202H114ZM119 203H120V201H119ZM132 203H133V202H131V205H132ZM76 204H77V203H76ZM76 204H75V205H76ZM90 204H91V199H90ZM111 204H113V202H112ZM136 204H137V203H136ZM136 204H135V205H136ZM143 204H144V203H143ZM162 204H163V203H162ZM172 204H173V203H172ZM176 204H177V203H176ZM179 204H180V203H179ZM215 204H216V202H215ZM227 204H228V203H227ZM227 204H226V205H227ZM251 204H252V203H251ZM259 204H260V203H259ZM66 205H68V204H66ZM94 205H96V203H94ZM94 205H93V206H94ZM138 205H139V204H138ZM146 205H147V204H146ZM167 205H168V204H167ZM181 205H182V204H181ZM186 205H187V204H186ZM213 205H214V203H213ZM261 205H262V204H261ZM64 206H65V205H64ZM73 206H74V205H73ZM81 206H82V204H81ZM87 206H88V205H87ZM91 206H92V205H91ZM93 206H92V207H93ZM114 206H115V205H114ZM126 206H127V205H126ZM158 206H160V205H158ZM161 206H162V205H161ZM259 206H260V205H258V208L261 207V206H260V207H259ZM59 207H60V206H59ZM67 207H68V206H67ZM69 207H70V206H69ZM69 207H68V208H69ZM75 207H76V206H75ZM88 207H89V206H88ZM88 207H87V208H88ZM95 207H96V206H95ZM95 207H94V209H96ZM103 207H104V206H103ZM105 207H106V208H109V207H107L106 205H105ZM127 207H128V206H127ZM129 207H130V206H129ZM184 207H187V206H185V204H184ZM255 207H256V206H255ZM62 208H63V206H62ZM64 208H65V207H64ZM79 208H80V207H79ZM133 208H134V207H133ZM158 208H159V207H158ZM210 208H211V207H210ZM224 208H225V207H224ZM243 208H244V207H243ZM251 208H253V207H251ZM262 208H263V207H262ZM65 209H66V208H65ZM65 209H64V210H65ZM74 209H75V208H74ZM90 209H91V208H90ZM110 209H111V208H110ZM113 209H114V208H113ZM115 209H116V208H115ZM120 209H121V208H119V210H120ZM160 209H163V208H160ZM189 209H190V207H189ZM212 209H213V208H212ZM255 209H256V208H255ZM263 209H264V208H263ZM66 210H67V209H66ZM86 210H87V209H86ZM92 210H93V209H92ZM92 210H91V211H92ZM96 210H97V209H96ZM124 210H125V209H124ZM128 210H129V209H128ZM140 210H141V209H140ZM163 210H164V209H163ZM186 210L188 211V209H186ZM208 210H209V209H208ZM232 210H233V209H232ZM241 210H242V209H241ZM250 210H251V209H250ZM60 211H62V210H60ZM68 211H69V210H68ZM79 211H80V210H79ZM83 211H84V210H83ZM94 211H95V210H94ZM108 211H109V210H108ZM143 211H144V209H143ZM143 211H142V212H143ZM145 211H146V210H145ZM149 211H150V210H149ZM165 211H166V210H165ZM180 211H181V210H180ZM187 211H186V212H187ZM215 211H216V210H215ZM248 211H249V210H248ZM253 211H254V209H253ZM253 211H252V212H253ZM260 211H261V210H260ZM57 212H58V210H57ZM64 212H66V211H64ZM84 212H85V211H84ZM111 212H112V211H111ZM116 212H117V211H116ZM118 212H120V211H118ZM122 212H124V211H122ZM125 212H126V210H125ZM142 212H141V213H142ZM146 212H148V211H146ZM163 212H164V211H163ZM216 212H217V211H216ZM234 212H235V211H234ZM245 212H246V211H245ZM262 212H264V211H262ZM58 213H59V212H58ZM69 213H70V212H69ZM75 213H76V212H75ZM114 213H115V212H114ZM114 213H112V214H114ZM135 213H137V212H135ZM135 213H134V214H135ZM149 213H150V212H149ZM178 213H179V212H178ZM208 213H209V211H208ZM242 213H243V212H242ZM246 213H247V212H246ZM60 214H61V212H60ZM63 214H64V216H65L66 213H63ZM70 214H71V213H70ZM70 214H69V215H70ZM82 214H83V213H82ZM104 214H105V213H104ZM117 214H118V213H117ZM120 214H121V213H120ZM143 214H144V213H142V215H143ZM176 214H177V213H176ZM213 214H214V212H213ZM234 214H235V213H234ZM259 214H260V213H258V215H259ZM262 214H263V213H262ZM71 215H73V214H71ZM106 215H107V214H106ZM108 215H109V214H108ZM215 215H216V214H215ZM215 215H214V216H215ZM217 215H218V213H217ZM245 215H246V214H245ZM245 215H244V216H245ZM59 216H60V215H59ZM67 216H68V215H67ZM78 216H79V215H78ZM109 216H110V215H109ZM127 216H128V215H127ZM143 216H144V215H143ZM151 216H152V215H151ZM151 216H150V217H151ZM218 216H219V215H218ZM253 216H254V214H253ZM57 217H58V216H57ZM62 217H63V216H61V218H62ZM68 217H69V216H68ZM72 217H73V216H72ZM79 217H80V216H79ZM81 217H82V216H81ZM117 217H118V216H117ZM128 217H129V216H128ZM128 217H127V218H128ZM133 217H134V216H133ZM135 217H136V216H135ZM152 217H153V216H152ZM175 217H176V216H175ZM175 217H174V218H175ZM177 217H178V216H177ZM216 217H217V216H216ZM226 217H227V216H226ZM229 217H230V216H229ZM229 217H227V218H229ZM232 217H233V216H232ZM232 217H230V218L232 219ZM235 217H236V216H235ZM246 217H247V216H246ZM257 217H259V216H257ZM66 218H67V217H66ZM73 218H74V217H73ZM73 218H72L71 220H74ZM77 218H78V217H77ZM110 218H111V217H110ZM119 218H120V216H119ZM121 218H122V217H121ZM129 218H130V217H129ZM147 218H148V217H147ZM203 218H204V217H203ZM203 218H202V219H203ZM212 218H213V216H212ZM254 218H256V216H254ZM63 219H64V218H63ZM123 219H124V218H123ZM140 219H141V218H140ZM182 219H183V218H182ZM200 219H201V218H200ZM204 219H206V218H204ZM215 219H217V218H215ZM218 219H219V218H218ZM225 219H226V218H225ZM236 219H237V218H236ZM248 219H249V218H248ZM251 219H252V218H251ZM259 219H260V218H259ZM19 220H20V218H19ZM65 220H67V219H65ZM76 220H77V219H76ZM119 220H120V219H119ZM143 220H144V219H143ZM153 220H154V218H153ZM222 220H223V219H222ZM237 220H238V219H237ZM239 220H240V219H239ZM239 220H238V221H239ZM256 220H257V219H256ZM256 220H255V221H256ZM21 221H23V220L21 219ZM21 221H20V222H21ZM62 221H63V220H62ZM134 221H135V220H134ZM171 221H172V220H171ZM176 221H177V220H176ZM211 221H212V220H211ZM214 221H215V220H214ZM226 221H227V219H226ZM226 221L223 220L224 224H225ZM228 221H231V220H228ZM233 221H234V220H233ZM233 221H231V222H233ZM238 221H237V222H238ZM251 221H252V220H251ZM20 222H19V223H20ZM70 222H72V221H70ZM122 222H124V221H122ZM140 222H141V221H140ZM173 222H174V221H173ZM177 222H178V221H177ZM199 222H200V221H199ZM199 222H198V223H199ZM205 222H206V221H205ZM212 222H213V221H212ZM218 222H220V221H218ZM247 222H250V221L247 220ZM61 223H62V222H61ZM65 223H66V221L64 222V224H65ZM67 223H68V222H67ZM155 223H156V222H155ZM164 223H165V222H164ZM164 223H163V224H164ZM166 223H167V222H166ZM168 223H169V222H168ZM170 223H171V222H170ZM20 224H21V223H20ZM27 224H28V223H27ZM64 224H63V225H64ZM68 224H69V223H68ZM122 224H123V223H122ZM124 224H125V223H124ZM145 224H146V222H145ZM156 224H157V223H156ZM156 224H155V225H156ZM196 224H197V223H196ZM202 224H203V223H202ZM208 224H211V223H208ZM227 224H229V222H228ZM227 224H226V225H227ZM246 224H247V223H245V225H246ZM248 224H250V223H248ZM259 224H260V221H259ZM115 225H116V224H115ZM125 225H127V224H125ZM132 225H133V224H132ZM146 225H147V224H146ZM150 225H151V224H150ZM166 225H167V224H166ZM175 225H177V224H175ZM206 225H207V224H206ZM226 225H225V226H226ZM233 225H234V224H233ZM245 225H244V226H245ZM250 225L252 226V224H250ZM64 226H65V225H64ZM68 226H69V225H68ZM68 226H66V227L68 228ZM71 226H72V225H71ZM119 226H120V225H119ZM129 226H130V225H129ZM133 226H134V225H133ZM135 226H136V225H135ZM135 226H134V227H135ZM144 226H145V225H144ZM152 226H153V225H152ZM170 226H171V224H170ZM209 226H210V225H209ZM225 226H223V228H224ZM253 226H254V225H253ZM262 226H263V225H262ZM22 227H23V226H22ZM26 227H27V226H26ZM61 227H63V226H61ZM153 227H157V226H153ZM165 227H166V226H165ZM165 227H164V228H165ZM167 227H168V226H167ZM211 227H212V226H211ZM211 227H210V228H211ZM220 227H222V226H220ZM227 227H230V224H229V226H227ZM235 227L237 228V226H235ZM238 227H239V226H238ZM255 227H256V226H255ZM19 228H20V227H19ZM67 228H66V229H67ZM122 228H123V227H122ZM126 228H127V227H126ZM136 228H137V226H136ZM169 228H170V227H169ZM208 228H209V227H208ZM212 228H213V227H212ZM251 228H252V227H251ZM253 228H254V227H253ZM21 229H22V228H21ZM23 229H24V228H23ZM63 229H64V228H63ZM63 229H62V230H63ZM116 229H117V228H116ZM140 229H142V228H140ZM146 229H147V228H146ZM146 229H144V230H146ZM228 229H229V228H228ZM233 229H234V228H233ZM19 230H20V229H19ZM25 230H26V229H25ZM25 230H24V232H25ZM59 230H60V228H59ZM68 230H70V229H68ZM114 230H115V228H114ZM118 230H119V229H118ZM128 230H129V229H128ZM131 230H132V229H131ZM150 230H151V229H150ZM155 230H156V229H155ZM173 230H174V228H173ZM238 230H239V229H238ZM238 230H237V231H238ZM263 230H264V228H263ZM21 231H23V230H21ZM71 231H72V230H71ZM147 231H148V229H147ZM151 231H153V230H151ZM175 231H176V230H175ZM260 231H261V230H260ZM19 232H20V231H19ZM60 232H61V230H60ZM65 232L68 233L67 231H65ZM126 232H127V231H126ZM140 232L143 233V230H142V231L140 230ZM234 232H235V231H234ZM234 232H233V233H234ZM247 232H248V231H247ZM62 233H64V232H62ZM62 233H60V234H62ZM71 233H72V232H71ZM123 233H124V232H123ZM129 233H131V232L129 231ZM129 233L127 232V234H129ZM149 233H150V232H149ZM151 233H152V232H151ZM171 233H172V232H171ZM249 233H251V232H249ZM55 234H56V233H55ZM55 234H54V235H55ZM72 234H73V233H72ZM117 234H119V233H117ZM120 234H121V233H120ZM125 234H126V233H125ZM125 234H124V235H125ZM173 234H174V233H173ZM244 234L246 235V233H244ZM254 234H255V233H254ZM257 234H258V233H257ZM260 234H261V233H260ZM62 235L65 236L64 234H62ZM66 235H67V234H66ZM149 235H150V234H148V236H149ZM241 235H242V234H241ZM263 235H264V234H263ZM55 236H56V235H55ZM63 236H62V237H63ZM141 236L143 237L144 235H141ZM145 236H146V235H145ZM235 236L237 237V234L234 235V237H235ZM66 237H67V236H66ZM120 237H121V236H120ZM120 237H119V238H120ZM146 237H147V236H146ZM146 237H145V238H146ZM228 237H229V236H228ZM251 237H252V236H251ZM257 237H258V236H257ZM123 238H124V237H123ZM143 238H144V237H143ZM150 238H151V237H150ZM237 238H238V237H237ZM67 239H69V238L67 237ZM117 239H118V237H117ZM121 239H122V238H121ZM230 239H231V238H230ZM232 239H233V238H232ZM241 239H242V238H241ZM245 239H246V238H245ZM245 239H244V240H245ZM248 239H249V238H248ZM119 240H120V239H119ZM122 240H123V239H122ZM143 240H144V239H143ZM146 240H147V239H146ZM222 240H223V238H222ZM233 240L235 241V238H234ZM239 240H240V239H239ZM66 241H67V240H66ZM71 241H72V240H71ZM126 241H127V240H126ZM217 241H218V240H217ZM236 241H237V240H236ZM257 241H258V240H257ZM257 241H256V242H257ZM262 241H263V239H262ZM122 242H125V240L122 241ZM244 242H246V241H244ZM251 242H252V241L250 240V243H248V244H251ZM223 243H224V242H223ZM232 243H233V242H232ZM77 244H79V243H77ZM214 244H215V243H214ZM224 244H225V243H224ZM228 244H231V243H228ZM228 244H227V245H228ZM248 244H247V245H248ZM254 244H255V243H254ZM254 244H253V247H256V246H254ZM259 244H260V243H259ZM259 244H257V245L259 246ZM263 244H264V243H263ZM235 245H236V244H235ZM245 245H246V244H245ZM76 246H77V245H76ZM229 246H231V245H229ZM229 246H228V247H229ZM233 246H234V245H233ZM226 247H227V246H226ZM248 247H250V246H248ZM83 248H84V247H83V245H82V249H83ZM258 248H259V247H258ZM262 248H263V247H262ZM74 249H75V247H74ZM76 249H77V248H76ZM78 249L80 250V247H79ZM82 249H81V251H82ZM248 249H249V248H248ZM255 249H256V248H255ZM166 250H167V249H166ZM166 250H165V251H166ZM257 250L259 251V249H257ZM168 251H169V250H168ZM170 251H171V250H170ZM248 251H249V250H248ZM251 251H252V250H251ZM75 252H78V250L75 251ZM253 252H254V250H253ZM253 252H252V253H253ZM263 252H264V251H263ZM167 253H168V252H166V254H167ZM76 254H78V253H76ZM76 254H75V255H76ZM79 254H80V252H79ZM164 254H165V253H164ZM250 254H251V253H250ZM46 255H47V254H45V256H46ZM52 255H53V253H52ZM169 255H171V254H169ZM172 255H173V254H172ZM258 255H259V254H257V256H258ZM263 255H264V254H263ZM42 256H44V255H42ZM42 256L40 257V259L42 258ZM48 256H49V255H48ZM55 256H56V258L58 257V255H53V256H51V257L55 258ZM161 256H162V255H161ZM253 256H254V255H253ZM261 256H262V255H261ZM78 257H79V256H78ZM78 257H77V258H78ZM81 257H82V256H81ZM86 257H87V256H86ZM170 257H171V256H170ZM45 258H46V257H45ZM45 258H42V259H45ZM47 258H48V257H47ZM58 258H59V257H58ZM159 258H160V257H159ZM262 258H263V257H262ZM262 258H261V260H262ZM48 259H49V258H48ZM51 259H52V258H51ZM84 259H85V258H84ZM162 259H164V258L162 257ZM243 259H244V258H243ZM248 259H249V258H248ZM250 259H252V258H250ZM255 259H256V258H255ZM78 260H79V259H78ZM165 260H166V259H165ZM263 260H264V258H263ZM58 261H60V259H58ZM81 261H82V260H81ZM87 261H88V260H87ZM155 261H156V260H155ZM247 261H248V260H247ZM253 261H255V260H253ZM256 261H257V260H256ZM40 262H41V260H40ZM45 262H48V260L45 261ZM166 262H167V261H166ZM172 262H173V261H172ZM51 263H52V261H51ZM53 263H54V261H53ZM53 263H52V264H53ZM56 263H57V262H56ZM76 263H77V262H76ZM158 263H159V262H158ZM160 263H161V262H160ZM260 263H261V262H260ZM41 264H42V263H41ZM45 264H46V263H45ZM47 264H48V263H47ZM49 264H50V262H49ZM61 264H62V262H61ZM83 264H84V263H83ZM85 264H86V263H85ZM87 264H88V263H87ZM151 264H152V263H151ZM153 264H154V263H153ZM175 264H176V263H175ZM250 264H251V263H250ZM262 264H263V263H262Z\"/></svg>", "mask_w": 264, "mask_h": 264}]
</instances>
